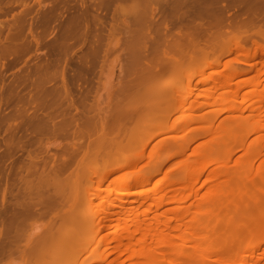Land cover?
Here are the masks:
<instances>
[{"label":"rangeland","instance_id":"obj_1","mask_svg":"<svg viewBox=\"0 0 264 264\" xmlns=\"http://www.w3.org/2000/svg\"><path fill=\"white\" fill-rule=\"evenodd\" d=\"M60 1L62 3V1H64V0H17V1L16 0H0V3L2 4V5H0V10H1V12H0V17H1L0 18V25L2 27L4 26L3 28L0 26V29H1V31H0V40H2V41H0V43H3V46L6 44L4 46L5 49H4V47L2 45H0V49H2V50H0V54H2L3 50L5 51V52H3V55H0V62H1L0 63V70H1V72H0V79H1L0 80V126H1L0 127V140H1L0 141V163H2V162L4 163L5 162L4 164L3 163L0 164V177H1L0 178V181H1L0 182V186L2 185L0 187L1 188V190H0V205H1L0 209L2 208V203L3 202L6 205L8 203L13 202V197L12 196L14 195V192H12V191L16 190L15 191V193H16L17 189L12 190L13 186L12 187L9 186V185H12L10 183L13 182V181H11V182L9 181V180H12V176L13 175H11V174H12V172L15 173V172L19 171V172H22V173H19V174L23 176L26 173V171L24 170L25 167H23V166L31 164V163H29L30 160H31L29 158V156L33 157V160H35L34 163H37V170H38V169H41V167H43L45 163L47 164V165L45 164L46 166H48V167L50 166V164L52 163V154L54 155L53 151L57 150L55 155L56 156L58 155L57 157H59L61 155V153L63 154L64 152H66V151H64V149H67V151H68V149L71 148L70 143H72V141L70 139H72L73 141L75 139V138L73 139V134H70L71 133L70 131L73 130V127H71L72 130H70L69 129L70 126H69V128L67 127V130L65 131L66 133H68L71 136L70 137L69 135H66L65 132H63L64 130L63 131L57 130L58 127H56V126H58V125H56L55 126L56 128H54L53 125H52V122L50 123L49 122L50 120L48 121L46 119V115L43 114V113L48 110V107H50V106L52 107L53 106L52 107L53 108L52 111H53L54 115H56V119L55 118L54 119L57 121V122H55V120H54V122L55 123H59L61 121L60 118L62 119V117L60 115H62L61 113H63V111H64L63 109L67 107L65 105L67 103H66V101L64 102L65 99L62 97V93L61 94L59 93L62 90V87H59L61 85V83H60V81H61L60 75H61L62 72L65 71L66 72L65 74L68 75V77H69V75H72V73L74 71L79 70V65H78L79 63H77V61L81 59V57H79L80 54H81L82 58H85L83 56H88L87 57L88 60H89V58H92L91 61L96 60V61H94L92 63L91 72H90V70H88L87 72L85 71L86 72L85 76H87V74H88V76H89L88 79H89L90 83H91V81L93 83V84L92 83L90 84L88 79H87V83H86L87 87L84 84V86L86 88H89V93H90V94L88 93L89 97L87 96V98H86L87 101H89V102L85 101L87 103L86 106H85V109H87L89 111L88 114L89 115L93 114V116L94 115L95 116L98 115L96 118H100V119H98L100 123L103 122V121L104 122L105 121L106 122H108V121L110 122V120L113 118V117H110V116L114 115L116 113V111H118L117 108L114 107V106H116L115 104H117L118 109L121 107V106L119 107V104H121L122 105L121 108H123V110L125 109L127 111L128 108L131 109V110L133 108H135V109L132 110L133 113H136V111H137V113L138 112L139 113L138 114L137 113L134 114L136 116H131L133 114L131 113V110H128L131 114L128 113L127 116H129V115L130 116L129 117L126 116V118L124 119L125 121L123 120L124 122H126V124L129 123V125L128 124L127 125L130 127L129 130H131V131H129L127 129V133H129L127 135H129V136H128L127 140L123 141V142H125V145L124 144L122 145L123 147L119 146L120 148H116L114 146L115 144H111L115 140V139L113 140V138H114V136H115L114 134L116 132L114 131V133L112 134L111 131H110V136L112 135L111 136V141L112 140L113 141L112 142L110 141L111 143L108 142V143H110L112 145V146L108 145V147L110 146L109 148H111V150H108V152L111 151V154H113L114 152L118 151V153H116V154L114 153L115 157L118 154L117 155L118 157L115 159V161L119 162V164L123 163V161H124V165L121 164L122 165L121 167L119 165V169H118V167H116L118 165L117 163H116L117 164L116 165V164H114L112 162L113 163V165H112V163L109 162V163H111L109 165L108 160L110 161V159H108L109 155L106 154L107 152L105 154L102 153V152L101 153H102V155L104 154V156L105 155L107 156V159H108L107 163L108 164L105 161H104L105 163L101 161V159H102L101 156H100L101 153H100V151L97 152V150H104V151L106 150L107 151V149H109L108 147L107 148L105 147L107 145L106 141H108L109 134H108L107 140L105 141L106 144L103 142L105 144V146L103 144L101 145L100 142H98V143L101 146H99V144L96 143L98 145V149L95 148L96 152L93 151V149H94L93 146L94 147L97 146L94 141H96L98 139H94V138L98 136V133L93 132L92 134L93 135L95 134L97 136H95V135L92 136V134H91L92 137L89 136L87 138L88 140L85 138L86 141L83 138V142L85 141L86 144H87V142L88 143L93 142V144H94L93 145L92 143H90L91 147H89V148H91L92 150H89V154H91V155H89V157H87V158H86V156L82 157V155H81L82 152H81L80 153L81 156L80 155L78 156V158L80 160H77L79 165H78V163H75L74 166H72L70 168V172H71L72 169H73L72 170L73 173L75 172V174H76V172H79V174H80L81 173L80 172L81 169H82V172H86L87 169H88V171H91L92 174L88 178L92 177V180L88 179L90 181H87V183H85L84 179L86 177H84V179H83L84 180V186H86L88 189L91 188V187L90 188L88 187V186H91L90 184H93V185L96 184L95 181H97V182L101 181L102 182L103 178H107V179H105L106 181L104 180L105 181L104 184H103V182L101 183V185L98 184V186L101 187V188H99V189L97 188V191H95L96 188H94V187L97 186V184L95 186L92 185L93 187L90 189L91 193L89 195V197H90L89 199H92L91 201L94 202V204H96V206H94V211H95V212L93 211L94 214L95 215L99 214L100 217H102L104 215L103 218H102L104 223H101V226H98V227L96 226L95 227L96 229L98 228L97 229L98 231L94 227L91 228V229H86V228L85 229H82V228L75 229L74 228V230H73V228L72 229L70 228L71 230L70 229H68V231L64 230L65 232L63 231V233L65 235H63V233H62V235L64 236L63 238L65 240H64V244L61 245L63 249L59 248L58 247L59 245L58 246L55 245V248H57V249H53L54 245L52 246V244H51V246H52L51 247L49 245L50 243L49 244L47 243L49 241H47L46 242V245H47L46 249H48V245H49V249H50V247H51V249L50 250L48 249L47 251H45V249H44L42 252H39L42 255V257H43L44 254L48 255V256H56V254H60L62 257H59L60 255H57L58 259H59L57 261H58L59 264H71V263L73 264L74 259H72V258L73 257H78V256H80V257H79V259L77 258L78 261L76 263L74 262L75 264H132V263L133 264H142L141 263L142 260H140L141 258L139 259L140 256L138 255L139 251L135 252V249L139 248L138 245L134 243V241L136 239H131V241L130 240L128 241V242H130L129 244L132 247H130L129 244H128V247H130V249H129L130 251H128L127 250L128 248H126L125 250H127V252H124L125 250H123L122 248L127 243L125 239L121 238L122 240L121 239L118 240L117 238L116 239L112 238L113 240L111 241V239L109 237L110 235H108V237H107V236H104V233L106 235L107 234L106 232H110L112 230V228H113V226L111 227L112 223L114 224V222H116V221L120 225H122V226L119 225V227L117 228V230L119 229L118 232L122 234V233H125L127 228H129V229H127L129 231L131 229L133 230L135 228V225H136L135 223L137 221L135 222L134 220L141 219L142 217H144L145 219L149 218V219H146V220H150V219H152V217L154 218L155 215H157V214H159V215L162 214L161 217H162L163 222H164V219L170 218L169 220H165V222H167V225H166V223H162L161 227H163V229H167L169 231H173L174 234L172 235V240H173V246H174L175 249L178 248L179 244L186 243V247L185 248H189V249L190 248L191 249L194 248L196 253H198L200 250H201V253L203 251H205V252L208 251V250L211 251L213 245H212V240H210V239H213V238L212 237L210 238V234H211L210 231L212 230V227H213L212 225L213 224L212 225H210V224L214 220L215 221L216 220L219 221V222H217V226L219 224L221 225L220 227H222V229L221 228H219V229L222 231V232L220 231L221 233H224V235L227 232H229L227 234H230V233L231 234H234V233L239 234V231L241 233V231H242L241 228L242 227H240V226H242V225H240L239 223L242 224L243 223L242 221L243 220L245 221V219L247 221L248 217L251 216V210L255 209L256 213L258 211H263L264 210V199H263V201H261V203L259 205H256V208H254L255 207V203H251L252 205L250 204L248 206V208H247L246 203H244V202L241 203V201L240 202L237 201L236 204H234V202H233V204L231 205L232 202H230L231 201V199H230V201H228V203H230L229 204L230 208L228 207V204H227V207H228L227 209H226L225 205H224L225 207L224 206L222 207V204H221L220 205L221 207L220 206L215 207V209H214L215 211L213 210L214 211L213 214H211V215L207 214V215H210L209 217L204 216L206 218L203 217L204 219L200 220V221H197V220H195L193 218L196 215H198L200 213H203L204 208H205L204 202L206 201L204 198H205V196L208 195L207 192H208L209 188H211V186L213 188H215L218 185L217 187H219L226 180L230 181L228 178H230V177L233 178L234 176H231V175L235 171L237 172V169H238V172H239L240 167L244 168V166H246L244 168V170H247V167H248V170H249V167H250V169H252L253 174H255L254 172H256L261 165L264 166V149H263L264 146H262V148L259 150V152L261 153V154L259 153L260 155H255L256 154L255 150H254V152H252V149H253L254 145L256 144V142H257L256 138L258 137V139H259L260 138V134H261V136H263L262 134L264 133V129H263L264 127L263 128L261 127L263 130L259 131L260 130L259 129L258 130L259 132H256V131L250 132L248 130V127L245 124L244 125H240V127H238V129L236 130L237 133L242 135V139L239 142H236V140H234V141L232 140L238 134L236 136H234L233 133L230 134L231 132L229 131V127H228L230 125V123H233L235 118H237L238 116H239L238 118H240L241 121L244 120L245 123H246V121H250V123H251V121L254 122L256 120H259L262 123L264 122V107L261 104H259V105H258V103L256 104V102H253V103H255V106H253V104L251 105L252 100H250L249 97H247L248 96L247 95V93H248L247 91H250L251 89H254L256 87L257 81L259 83V85L257 83V85H258L257 87L258 88L260 87L259 88L260 90L263 88V86H264L263 85V83H264V78H263L264 74H260L258 76L257 72L256 71H252L250 68H248V66L246 67L244 65L245 66L244 67L242 64L241 65L240 64H236V62L233 64V62H234L233 59H231V61H233V62H230L232 65H230L229 62H227L230 58H234L235 59L237 57L236 59H240L239 57H241V55L244 56V57L243 56L241 57L242 59H244V58H246L245 56H247L248 52H249L248 55H250V57H251V55H253L252 54V52H253L252 43L250 44L249 41L246 42V43L244 42L245 45L244 44L242 45V46H244L243 48L239 47L240 49H242V50H240L239 48L236 47L235 41H237V40L235 38L234 30H233V32L231 31V33L229 31V34H227L228 33V31H227V33L226 32L224 33V35H223L224 37H222L221 40L219 39L220 42H218V43L221 44V46H223V45L225 46V47L224 46L222 47L226 51V52H224V50H223V52L225 54L222 53L223 55H221V52H220V54L217 53L218 55L217 54L214 55L217 52L214 49V51H216L215 53L214 52L212 53L213 50L211 52L208 51L207 54L205 53V56L207 55L208 57L206 56V57L203 58L202 54H201L202 57H201L200 54H198L199 56L197 55L196 56L197 58H193V57H191V55L193 53H189L190 56L189 57L186 56L185 60L182 61V64H181V62H179L180 61L178 59L179 54H177L178 56H175V58L178 60L179 65H178V62H177V63H174L175 66L173 67L174 70L177 69L176 71L172 70L173 69L172 67H171L172 69L170 68L172 71H170V69L167 68V67H165L164 70L165 69L166 70L163 71V69H162L163 66H162L161 69H160V71L162 73L160 71H159L160 73H158V72L156 73L157 74L156 78H159V79H156V78H153V77L151 79V77L147 76L146 80H150L149 83H147L146 80L143 79L144 81H142V79H141L140 81H142L141 82L142 84L141 83H140L141 85L138 84V81H137V84L139 85L138 86L139 89H136V87H135L136 86L135 85L136 84L135 76H137L139 79L141 78V77L138 76L139 74L137 75L138 72H137L136 69H137L138 66L136 67V65L138 64L137 63L138 62L137 59H139V57H141V56H139L140 54H138V58H137V57H135V55L137 53H141V55L144 53L143 52L144 51L143 48L142 49H139V48H141L140 46H143L144 43H145V38L142 39V37H141V39H140V37H138V38H136V37H137L138 34H141L140 36H142V33H144L143 36H145V34H146L145 32H147V31H145L146 27L144 26L145 23L143 22V20L141 19L142 22L144 23V25L140 26V24L137 23L140 20L139 17H138V19H134V17L136 18V14L139 15L142 12H144L145 10H149V8H147V7L150 5V3H151L150 6H153V5L157 6L155 3H157L158 0H155V1H153V0L151 1L150 0V3H148L149 5L147 4V2H149V1H145V0L144 1L143 0H131V1L130 0H126L128 3L125 0H122V2L121 1L118 2L119 0H111V1L110 0H107V1L104 0V2H100L101 0H90V1H92V3L89 2V0H83V4L81 2L82 0H65V2L67 1L66 3L63 2L62 4L61 3L58 4V2H60ZM77 1H78L79 4L77 3ZM97 1H99L100 3H103V4L99 5V2L97 3ZM140 1H141V3H140ZM130 2H132L133 4L131 3L132 4L131 5ZM153 2H154V4H153ZM30 3L35 4V5H32ZM36 3H37V5H36ZM123 3H124V5H121ZM66 4L68 5V7H67ZM69 4H71V5H69ZM117 4H118V6H117ZM127 4H129V5H127ZM73 5L76 6L77 10H75V8L74 9L72 8V7H74ZM90 5L92 7H89ZM106 5H108V6H106ZM120 5H121V7H120ZM25 6H27V7H25ZM69 6L71 8L70 10H69ZM122 6L123 7L126 6V7H124L125 9L126 8H130V6H133V8L131 7L132 9L131 8L130 9H126L125 11H127L128 12L127 13V12L123 11L124 9H123ZM99 7L100 8L103 7L102 8L103 9L102 12H101L102 9H100ZM145 7H146V9H145ZM46 8L47 9L49 8L50 12L48 10H46ZM135 8H136V10H135ZM233 8L234 9H230L229 10L230 14H233L232 12L234 10H236L235 13L241 11V9H240L241 7L240 8L238 7L237 9H236V7H233ZM121 9H123V10H121ZM238 9H240V10L237 11ZM29 10H32V11L30 12ZM45 10H46V12L47 11L48 12L46 13ZM67 10L70 11V13H68ZM82 11L84 12L83 15H81ZM121 11H122V13H121ZM44 12L46 13V15H45ZM156 12H157V10L155 11V14H156ZM41 13H43L44 15L41 14ZM72 13H74V16H73ZM77 13H79L81 16H85V17H87V15H88V17H87V19L84 17L83 19L80 20L79 23H77L79 21L78 19L82 18V17H79V14H77ZM144 13H146V12H144ZM47 14H49V15H47ZM68 14L70 15V18L73 17V19L71 18L72 21L74 20L73 22H71V24L69 22L70 18H69ZM111 14H113V15H111ZM115 14H116V16H115ZM117 14H119V15H117ZM13 15H15V16H13ZM53 15H54V17H52ZM75 15H76V17L78 19L75 17ZM110 15L114 16L115 19H112V17H110ZM44 16H46V17H44ZM95 16H97V17H95ZM66 17L69 19V21H67V20L65 21V19H67ZM130 17H131V19H130ZM5 18H7L8 20H5ZM2 19H3V21H2ZM42 19L44 20V24H43V20ZM57 19H59V20L57 21ZM84 19L86 21L89 20V22H86V21L83 22L82 20H84ZM94 19L97 22H94L95 21ZM59 21H61V22H59ZM119 21H121V22H119ZM81 22H82V24H81ZM142 22L140 21L141 24H142ZM84 23H85V25H84ZM86 23H87V25H86ZM114 23H116V24H114ZM132 23H133V27H132ZM134 23H135V25L137 23V26H140L142 28L145 27V29H142L145 32H140L141 28L140 27L138 28L137 26H135ZM20 24L22 25V27H21ZM40 24H41V26H40ZM94 24H96V25H94ZM113 25H114V27H113ZM16 26H19V27H16ZM69 26H71V27H69ZM72 26H75V27L73 28ZM125 26L126 27H130L131 26L130 27L131 29L130 28L129 29L125 28ZM8 27H10V28H8ZM77 27H78V30H77ZM94 27H96V28H94ZM119 27H120V29H119ZM19 28H20V30H19ZM63 28L64 29L65 28L66 29H70V28L75 29V30L72 29L73 30L71 32L72 35L71 34L69 35L70 39L67 37L68 35H65L66 33H64L65 30ZM15 29H17V31ZM111 29H113V30H111ZM137 29H139V30H137ZM22 30H24V31H22ZM44 30H45V32H43ZM85 30L86 31L89 30V31L86 32ZM122 30H123V32L125 30V32L123 33ZM127 30L129 32H130V30L132 32L135 30V32H134V34H132V32L128 33ZM7 31L9 32L8 35L14 34V35H18V36H14V38H12L13 36L11 37V35H10V37H9L7 35ZM111 31H113V32H111ZM126 31H127L128 34H130L129 36H131V37H132V35L134 36L136 32H138V34L135 36V38L132 37L136 41L134 40V42H133V39L131 37L129 38V36L126 33ZM19 32L24 33V35L19 33ZM93 32L96 34L97 37H95V34ZM98 32H99L100 36L98 35ZM45 33H47L48 35L45 34ZM110 33L113 34L114 36L111 35ZM40 34H42L43 38L40 36ZM78 34H79V36L82 35V36H80L81 38L78 36ZM27 35H30V36H27ZM83 35H84V37H83ZM61 36H64V37L60 39ZM85 36H86V38H85ZM107 36H109V37H107ZM237 36H238V34H237ZM254 37H255L257 42L259 41L258 43H263L264 44V42H262V38H259V36L257 38H256V36H254ZM10 38H11V40H10ZM55 38L57 40H55ZM76 38H79L82 42L79 39H78L79 40L78 41ZM82 38H84V40ZM91 38H92V40H91ZM99 38H102V39H99ZM112 38H114V39H112ZM126 38H129L131 40V43H130V41L128 39L127 40L129 42H127ZM13 39H15V40H13ZM27 39H29V40H27ZM41 39L42 40L44 39V40L42 41ZM137 39H139V41H138L139 44L137 42ZM260 39H261V42H260ZM52 40L54 41V43L56 41V44H54ZM14 41H15V43H14ZM59 41H60V43H62L61 45H60V43H58ZM45 42H47V43L45 44ZM89 42H90V44H89ZM91 42H92V44H91ZM135 42L137 44H135ZM141 42H143V44H140ZM11 43H12V45H11ZM24 43H25V45H24ZM82 43H83V45H82ZM126 43H128V45H126ZM16 44H17V46H16ZM220 44H219V46H220ZM10 45L12 47L14 46L15 50H13V48ZM69 45H71V46H69ZM161 45L162 44H158V46H156V48L157 47H162L163 48V46H161ZM7 46H10L11 49L7 50L8 49ZM18 46L20 47V49H19ZM66 46H68L69 48L66 47ZM87 46H89L88 47L89 49L87 48ZM104 46L107 47V48H105ZM127 46H129V48ZM134 46H136V48L138 50L136 48H133L134 49L133 50L132 47H134ZM246 46L248 47V50H247ZM62 47L64 49H62ZM90 47H92V48H90ZM125 47H127V48H125ZM72 48H73V51L70 50ZM130 48H131L132 51H130ZM114 49H116V50H114ZM140 50H143V51H140ZM157 50L160 51L161 48H159V49L157 48ZM8 51H10V52L8 53ZM84 51L85 52L87 51V53L85 54ZM108 51H110V52H108ZM119 51L122 52V53H124L125 51H127V52H125V54H122ZM220 51H221V49H220ZM246 51H247V53H246ZM13 52H14L15 56L12 55ZM65 52H66L67 55L64 54ZM83 52H84L85 55L84 54L82 55ZM133 52L135 53V55H134ZM5 53H7V54H5ZM126 53H128V54L130 53L131 57L134 55L132 57L133 59L131 57H128V56H130V54L128 55ZM210 53H212V54H210ZM88 54H90V55H88ZM104 54H105V56H104ZM219 55H220V57H219ZM6 56H8V57L6 58ZM94 56H96V57L94 58ZM124 56H126L127 58L124 57ZM180 56H182V55L180 54ZM214 56H216L217 59ZM69 57L70 58L72 57V58L70 59ZM75 57H77V58H75ZM99 57L101 59H99ZM199 57H201V58L199 59ZM12 58H14V60ZM67 58L70 59V60H68ZM254 58H256L255 59L256 61L257 60L264 61V54H262V55L260 54L258 56H255ZM10 59H11V61H10ZM56 59H57V61H55ZM62 59H63V61H60ZM102 59L104 61L103 64L101 63ZM125 59H127L128 61H126ZM210 59H211V62H210ZM15 60H17V61H15ZM192 60L193 61L195 60L196 62L195 61L192 62ZM39 61H41V62L38 65L37 63ZM52 61H54V62H52ZM125 61L126 62L131 61V62L125 64ZM207 61L210 62V64H211V65H209L210 67H208V65L206 64ZM10 62H12V63H10ZM17 63H18V65H17ZM134 63L136 65H134ZM222 63H224V64H222ZM225 63H226V66H225ZM36 64H37V67H34V66H36ZM66 64H67V67L69 69L66 66H64ZM128 64H130V66ZM176 64H177L178 68H177ZM180 64H181V66H180ZM9 65H11L12 67H10ZM203 65H204V67H203ZM25 66H29V67H25ZM38 66H40V67H38ZM134 66L136 68L133 71ZM171 66H173V65H171ZM182 66H183V69H180V68H182ZM233 66H234V68H233ZM258 66H260V64H258ZM57 67H59V68H57ZM64 67H66V68H64ZM130 67H131V69L129 70ZM230 67H232V68H230ZM236 67H239V68L235 69ZM37 68H39V69H37ZM55 68L57 70H55ZM95 68H97V69H95ZM45 69H47V70H45ZM74 69H76V70H74ZM126 69H128V70H126ZM179 69L182 70V71H180ZM37 71H39V72H37ZM47 71H49V72H47ZM68 71L70 73H68ZM128 71H129L130 74L128 73ZM177 71H179L180 75L177 74L178 73ZM51 72H53L54 74L51 73ZM58 72H60V73H58ZM135 72H137V73H135ZM26 73H28V74H26ZM22 74L27 75V76H25L23 78L24 75H22ZM162 74L167 76V79H168V83L167 84L166 83L164 85L160 84L161 83L160 79L162 77ZM169 74H170V76H169ZM46 77H47V79L49 78L52 82L49 79L47 80ZM249 77H251V78H249ZM257 77H259V78H257ZM14 78H16V79H14ZM35 78H37V80ZM138 78H137V80H138ZM143 78H146V77H143ZM132 79L134 80V83H135L134 85L135 86H133V84H132ZM153 79L155 80V82H153ZM163 79H164V77H163ZM167 79H166V81H167ZM252 79H254L253 83L255 85L252 83ZM16 80H17V83H16ZM33 80H35V81H33ZM45 80H47V81H45ZM53 80L55 81V83H54ZM4 81H5V83H4ZM27 81H28V83H27ZM31 81H32V83H31ZM40 81H41V84H39ZM42 81H43V83H42ZM48 81H49V83H48ZM58 81H59V83H58ZM145 81H146V83H145ZM8 83H10V84H8ZM24 83H25L26 86L24 85ZM45 83H46V85H45ZM72 83H73V85H71V87L74 90V91L71 90L72 91V95L73 94H74V96L76 95L75 97L74 96L73 97L78 99L79 98L78 96L81 94L79 92L80 91L79 90L80 89L79 85L78 86L75 85L76 82H74V81H72ZM156 83H158V84H156ZM79 84H80V82H79ZM96 84L99 85V86H97ZM130 84H132L131 86L135 87V89H136L135 92H134V90H131V92L129 91L133 95L129 94V92H128V89H131V87L129 86ZM145 84H147V85L150 84L149 85L150 88L147 85L145 86ZM123 85L125 87H123ZM160 85L162 86L161 88L159 87ZM240 85H242V86H240ZM243 85H245V86H243ZM8 86H10V87H8ZM157 86H158V88H157ZM37 87H38V89H37ZM238 87L241 88V89L239 88L240 89V93L238 94L239 96L238 95L234 96L235 93H232V92L235 89L237 90ZM44 88H45V90L49 89L47 92L52 91V93H51L52 95L51 94L48 95L50 97L47 98V95H46L47 92H45ZM55 88H56V90L58 92L57 96H56V91L54 90ZM59 88H61V89H59ZM99 88H100V90H99ZM121 88H123L122 91L125 92L126 94L128 92V96L131 95L128 99L125 98V100H124V96L128 97V96H126L125 93H124V95L122 97L120 96V95L123 94V92L121 91ZM141 88H142V90H141ZM34 89L35 90L37 89V90L35 91ZM58 90H60V91H58ZM124 90H126V91H124ZM138 90H140V91L138 92ZM244 91L247 92L246 95H244V93H245ZM42 92H44L45 94L42 93ZM53 92L55 93V95H54ZM73 92H75V93H73ZM94 93L96 94V96H95ZM120 93H122V94H120ZM12 94H14V95H12ZM36 94H37V96H35ZM117 94H119V96H116ZM134 94H137V95L135 96ZM141 94L143 96L145 95L144 98H143V96L140 97ZM43 95H45L46 97H44ZM7 96H8V98H7ZM33 96H34L35 99L33 98ZM99 96H100L101 101H99L100 100ZM132 96L135 97V99L131 98ZM245 96H246L247 100L245 99ZM3 97H5V98H3ZM30 97H32V98H30ZM51 97H54V99H52ZM118 97L119 98L121 97V98L119 99ZM15 98H17V100ZM45 98H47L46 102L44 101ZM113 98H114V101H113ZM56 99H57V101H56ZM61 99H64V100H61ZM92 99H94V100H92ZM121 99H123L124 101L123 100L119 101ZM168 99L169 100H174L175 102L174 101H170L169 102V104L171 102H174V105L170 106L169 104H166L165 102H167L166 100H168ZM241 99H242V102L244 100V104L242 102H240ZM90 100H91V102H90ZM155 100L157 101V103L155 102ZM164 100H165V102H164ZM176 100H177V102H176ZM254 100H255V98H254ZM116 101H119L120 103L119 102L116 103ZM249 101H250V103H249ZM155 103H156V106H155ZM3 104H4V106H3ZM21 104H23V105L25 104V106H23V105L21 106ZM93 104H95V106ZM14 105L16 107H14ZM112 105H113V107L115 109H113ZM237 105H238V107H237ZM101 106H102V108H101ZM152 106H153V108H152ZM179 106L181 108L180 110L178 109ZM258 106H260V107H258ZM36 107H37L38 111H36V109L33 110V108H36ZM124 107H128V108H124ZM182 107L186 108V109H182ZM231 107H233V108H231ZM241 107H242V109H241ZM20 108H22V109H20ZM58 108H61V109L57 110ZM121 108H120V110H121ZM234 108H236V109H234ZM31 109L34 112H32ZM93 109H94V113H92L93 111H91ZM19 110L23 111L24 113L20 112ZM71 110H72V108H69V111H71ZM111 110H112V112H110ZM182 110H183V112H182ZM17 111H19V112H17ZM26 111H28V112H26ZM88 111H86V112H88ZM71 112L73 113V110ZM32 113H33V115H32ZM57 113H59L60 115H58ZM105 113H107V114H105ZM108 113L109 114L111 113V115L109 116ZM179 113H180V115H179ZM25 114L27 115V117H26ZM10 115H11V118L8 117ZM16 116H18V117H16ZM32 116H33V118H32ZM175 116L179 117V119H177V117H175ZM12 117H16V119L12 118ZM30 117H31V119H29ZM40 117H41V119H40ZM57 117H59V118H57ZM131 117H132V120L129 119ZM149 117L151 118V120H149V121H152V122H148L147 119H149ZM4 118L6 119V121H5ZM8 118H10V120L12 119L13 121H9ZM107 118H108V121L106 120ZM126 119L129 122H127ZM174 119H177V122H173L172 120H174ZM167 120L169 122L172 121V124L169 123V124L165 125V123H167ZM30 121H32V122H30ZM134 121H135L136 125H134ZM136 121L138 123L140 122V125H142V126L139 125L140 126L139 127L138 123ZM20 122H21V124L23 123L22 125L25 124V126H22L20 124ZM109 122H108V124H109ZM2 123L3 124L6 123V124L3 125ZM36 123H37V125H36ZM50 124L52 125V128L54 130L50 127ZM163 124L165 125V127H163ZM26 125L28 127H30V128L27 129ZM33 125L37 126L38 128L37 127H33ZM131 125L134 126L135 128L132 127ZM15 126H16V128H15ZM136 126H138L137 130H136ZM9 127L12 128V131H11V129ZM47 127L48 128L50 127V128L48 129ZM131 127L134 130H132ZM30 129H31V133L29 131ZM63 129H65V128H63ZM138 129H140V130H138ZM34 130L37 131V132H35ZM56 130H57L58 133L56 132ZM32 131H33V133H32ZM54 131L57 134L63 133V136L62 135H58L59 136L58 137L57 134L54 133ZM41 132L43 134L46 133L48 135L45 136ZM50 132H52L53 134L52 133L50 134ZM236 132L234 134H236ZM118 133L121 134L120 132H117L118 136H119ZM130 133L131 134L133 133V134L131 135ZM117 135H116V138H119L120 136L117 137ZM130 135H131V137H130ZM149 135H151L150 137H152V139L150 138L151 141L147 145H145L144 148H141L142 146L138 148V145H137L136 147L139 150L138 149L135 150V148H134L135 146L134 145H136V142L138 143L141 139H142V141H144V139L146 140V138H144V137L145 136L149 137ZM172 135H173V137L171 138ZM48 136H50V137L47 138ZM56 136H57V138H55ZM60 136H62V137H60ZM67 136L70 137V138H67ZM178 136H179V138H178ZM230 136H234V137L231 138ZM5 137H6V139H5ZM51 137H54V138H51ZM24 138H25V140L22 141V139H24ZM164 138H165V140L163 142V146L161 147V146L158 145L159 146V148H158L156 146L157 143H159V141L164 139ZM188 138H190V139H188ZM40 139L42 141H40ZM67 139H69V140H67ZM92 139L94 141H91ZM150 139H148V140H150ZM37 140L39 142H37ZM120 140H121V138L118 139V141H120ZM174 140L176 141V143H174V145H173L172 141H174ZM16 141L19 144H17ZM116 141H117V139H116ZM40 142H41V145H40ZM101 142H102V139H101ZM126 142H127V144H126ZM184 143L187 144V148L183 146ZM21 144L25 145V147L22 146ZM51 144H54V145H51ZM82 144H84V143H82ZM143 144H145V143H143ZM160 144H162V142ZM207 144H208V146L209 145H212V146L207 147ZM42 146H43V148H42ZM225 146L226 147H230L231 146L230 152L228 154L226 153L225 155H223V154L221 155V152L219 153L218 149H219V147H220V149L222 147L224 149ZM38 147H40V148H38ZM65 147H67V148H65ZM99 147L100 148L101 147L102 148L105 147V148L99 149ZM113 147L116 148V149H120V150L113 149ZM204 147H205V149H204ZM210 147H211V149H210ZM212 147H214L215 150ZM216 147H217V150H216ZM8 148L10 149V151H9ZM59 148L62 149V150H60ZM86 148H88V147H86ZM182 148L184 149V151L182 150ZM207 148L209 150H207ZM112 149L116 150V151H113ZM141 150H142V153H141ZM39 151L40 152L43 151V154L41 155V153ZM90 151H93V153L90 152ZM205 151L206 152L212 151V153L208 154ZM37 152H39V153H37ZM136 152H138V153H136ZM97 153L98 154L100 153V154L98 155ZM205 153L209 156V158L207 157V155ZM9 154H11L12 156L11 155L9 156ZM38 154H39V156H38ZM94 154H95V156H94ZM213 154L216 155V156H214ZM3 155H4V157H3ZM212 155H213V157H211ZM111 156L112 155H110V157ZM204 156H206L207 158L204 157ZM7 157H8L9 160L7 159ZM93 157H96V159H93ZM226 157H228V159ZM84 158H86V159H84ZM103 158H106V157H103ZM135 158H136L137 161L135 160ZM46 159H48V160H46ZM92 159H93V162L95 161L94 163L96 165L94 163H92ZM117 159H119V160L123 159V160H121V162H120ZM140 159H141V161H139ZM40 160L44 161V162H42L43 164L41 163ZM162 160L164 161V163H162L163 162ZM211 160H212V162H211ZM100 161L103 163L104 166L100 164ZM132 161L134 163H132ZM219 161H222V162L225 161L224 163L227 166L226 172L228 170L229 171L231 170V172H233V173L229 172V173H231V174H229L230 177L228 176V173L225 175V176H227V178L225 176L222 177V174H218L219 173L218 172V168H216V167H219V165H218V164H220ZM98 162H99V164H97ZM125 162H128V164H125ZM136 162L138 163V165L135 164ZM154 162H156L157 165ZM158 162H159V164H158ZM213 162H215L213 165L206 166V163L208 164V163H213ZM222 162H221V165L224 164ZM152 163H153L154 166L156 165L158 167H159V165H161L160 168L158 169V172H153L154 168H152L153 170L151 171ZM22 164H26V165H22ZM76 164H77L78 167L77 166L75 167ZM203 165L205 166L206 170H205ZM18 167H19V169H18ZM115 167H116L117 171H114ZM207 167H208V169H207ZM97 168L99 169V171H98ZM202 168H204L205 171L202 170ZM220 168H221V171H222L223 167L220 166ZM261 168H259V170H261ZM11 169H13L12 172H11ZM83 169H85V170H83ZM89 169H91V170H89ZM148 169L150 171L146 174L144 182L141 183L140 185L129 186L128 188H127V186L123 185V184H125V185L129 184L134 179V177L142 174L143 171L145 173V171L148 170ZM92 170L94 171V175H93ZM192 170L194 172H192ZM232 170H234V171H232ZM199 171L202 174L198 176L197 174H200ZM212 171H214V172L212 173ZM249 171H251V170H249ZM113 172H115V173H113ZM73 173H72V175H73ZM192 173H194L193 176H192ZM85 174H84V176H87ZM216 174H218V175H216ZM65 175H63V176H65ZM72 175H70V181L74 182L73 179H75L74 178L75 175H74V177ZM147 175H149V176H147ZM79 176H82V178H83L82 173ZM2 178H3V180H1ZM80 179H81V177H80ZM118 179H120L119 180L120 182L118 181V183H120V184H118L117 187H116L115 185H116V182H117ZM173 179L176 180V183H175V185L173 187H170V181L172 182ZM83 180H81V181H83ZM113 181H115V182L113 183ZM228 181L225 182V183L227 184ZM93 182H95V183H93ZM211 182L215 183V184H211ZM217 182H218V184L216 185ZM149 183H150V185H149ZM226 184H225V186H226ZM18 185H19V183H18ZM82 185H83V183H82ZM119 185H121L122 187L126 188V191H125V189L121 190L120 187L118 188ZM213 185H215V186H213ZM6 188H8V190ZM10 188H12V189H10ZM3 189H5L7 192H6L5 199L2 201ZM73 189H74V187L72 188V187L68 186V188H66L67 191H66V193L63 194V196L64 197L68 196V197H71L73 199L72 206H73L74 210H76L78 213H81V214H87V212H86L87 208H86V205H85L86 202H84V200L82 201V199L80 197H79L80 199H78L76 194L73 192L74 191ZM109 189H110V191H109ZM255 189L251 190V193H253L252 191H254V193L256 191V193H257L258 189L257 188H255ZM114 190H115V192L118 191V193H114ZM142 190H144L145 192L147 191V195H149L145 199L144 198H140L141 195L143 194L141 192ZM93 191H94L95 194L93 193ZM138 191H140V192H138ZM105 195H108V196L106 197ZM93 196H96V197H93ZM160 196H161L162 199H160ZM95 198H97V199L95 200ZM157 199L158 200L160 199V201H162V203H161L162 205L160 207H158V208L154 205V203L156 202ZM110 202H111V204H113V207L108 209L105 213L101 212V211H103V207H107V205H104V204H106V203L110 204ZM251 206H253V209H252ZM140 209H143L144 213H146L145 211H147V213L145 215L142 214L143 216H141V214H139V215H137L135 217V215H133V214H138L137 212H139ZM146 209H148V210H146ZM186 209H189L191 213L187 214L186 213ZM96 211L99 212V213L97 214ZM176 216L177 217H181V219L178 220L176 218ZM44 219L45 218L39 219V221H37V223L39 222V224H41L42 227L37 230L36 235L35 234L33 235V240H35L36 238L40 237V235H42V236L45 235L44 232L47 229L46 228L47 224H46L45 220H47L48 222H49V220L47 218L45 220ZM237 219L240 221L239 223H238ZM240 219H242V221ZM85 220H88V219H85ZM175 226L176 227L179 226V228L183 229V231L184 230L187 231V232H185L186 234H184L182 239L174 236V235L178 234L177 232H175V229H174ZM208 226H209V228H208ZM99 227H101V228H99ZM120 227H121V229H120ZM154 227H155V224H154ZM39 230H40V233H38ZM41 232H43V233H41ZM45 233H47V230H46ZM102 235L104 236L105 239L103 238ZM65 236L67 238L70 237L72 239L68 240ZM100 238H101V241H99ZM249 239L250 238H248L246 240L247 242L245 241V244L249 245V246L251 244L253 245V243L255 242L256 238H253V239L251 238L250 240ZM259 239H263V238L260 237ZM103 240H105V241H103ZM124 240H125L126 243L124 242ZM157 240H158L157 238L154 239L150 243V245L152 244V246L154 247L155 246L154 243H156ZM1 241L2 240H1V237H0V243H1ZM131 243H133L135 245H133ZM136 243H137V241H136ZM36 245H37V243H36ZM65 245H66V247L64 248L63 246H65ZM136 247H138V248H136ZM133 248H135V249H133ZM259 249H258L259 251H264V246L259 247ZM132 250L136 254L132 253ZM80 251H83L84 253L81 252L82 253L81 254ZM122 251H123V253H122ZM9 254H8V259H5L6 256L3 257V259H2L3 262L1 261L2 264H16V263H14L15 259H13L14 255L12 253H11V255H9ZM132 254H135V256L132 255ZM195 255H197V254H195ZM207 255H209V256H207ZM232 255H231L230 252L228 253V256L226 255L227 257H229V259L233 258V260L230 261L229 259L226 258L228 261L226 260L225 262H227V263H225V264H231V263L233 264V262H234V264H237L236 261L237 262L239 261L241 263H242V261L243 262L245 261L247 263L250 262L249 264H252L251 263L252 256L251 255L248 256L247 252L238 253V254L233 255V256ZM259 255L260 254H255V256H254L255 259ZM36 256L38 257L39 254L36 253L35 256L32 255V257H30V259L31 258L34 259V257H36ZM48 256H45V257H48ZM129 256H131L130 259H128ZM180 256H178L177 258L178 259L180 258V260L184 258V257L181 258ZM205 256H206L205 260H207L206 262H208V264H221V263L224 264V262H220V256L215 251L214 252L212 251V253L211 252H207V254ZM230 256H232V258ZM244 256H247V257L245 258ZM37 257H36V259H37ZM42 257H40V258H42ZM67 257H71V258H69V260H73V261L71 262V261L68 260L69 262H67ZM241 257H243V259ZM263 257L264 256H262V262L264 260ZM197 258H199V257H197ZM33 259H32V261H33ZM200 259L197 260V261L201 262L202 260L200 261ZM249 259H250V261H249ZM192 260H194L193 263L197 264L196 263V258L191 259V261ZM51 261H52L53 264H58V263H56L57 261L56 262L54 260H51ZM221 261H223V259ZM202 262L204 263V261H202ZM30 263L33 264V262H31V261H30ZM30 263L26 262V261L25 262L22 261L19 264H30ZM37 263L38 264H42L41 261H38ZM182 263H183V261H182ZM182 263L180 261L179 264H182ZM262 264H264V262Z\"/></svg>","mask_w":264,"mask_h":264},{"label":"bare ground","instance_id":"obj_2","mask_svg":"<svg viewBox=\"0 0 264 264\" xmlns=\"http://www.w3.org/2000/svg\"><path fill=\"white\" fill-rule=\"evenodd\" d=\"M17 1V0H16ZM105 1H107V0H105ZM111 1V0H110ZM122 2V0H119L118 2ZM126 1V0H125ZM124 1V2H125ZM131 1V0H130ZM144 1V0H143ZM145 1H149V2H147V4L148 3H150V0H145ZM152 1V0H151ZM153 1H155V0H153ZM11 2V1H10ZM29 2V1H28ZM43 2V1H42ZM63 2H65V0L64 1H62V3ZM67 2V1H66ZM65 2V3H66ZM72 2V1H71ZM82 2V4H83V0L81 1ZM85 2V1H84ZM89 2H91L92 3V1H90L89 0ZM99 1H97V3H98ZM100 2H104V0L102 1H100ZM99 2V5L101 4H103V3H100ZM127 2V1H126ZM133 2V1H132ZM132 2H130V4L132 3ZM138 2V1H137ZM59 3H61V1L60 2H58V4ZM61 3V4H62ZM64 3V4H65ZM69 3V2H68ZM77 3H78V1H77ZM76 3V4H77ZM108 3V2H107ZM116 3V2H115ZM114 3V4H115ZM128 3V2H127ZM140 3H141V1H140ZM12 4V3H11ZM30 4H32V3H30ZM79 4V3H78ZM77 4V5H78ZM120 4V3H119ZM133 4V3H132ZM131 4V5H132ZM135 4V3H134ZM145 4V3H144ZM153 4H154V2H153ZM157 6H150L151 5V3H150V7L148 6L147 8H149V10H145L146 9V7H145V11L144 12H146V13H144V12H142L141 14H139V15H137L136 14V18L134 17V19H138V17H139V21L137 22V23H139L140 24V26H143L144 25V23H145V27H146V30L145 31H147V32H145L144 30H142V29H145V27L144 28H142V27H140V26H137V23H136V25H135V23H134V25L135 26H137L138 28L140 27L141 28V31L140 32H145L146 34H145V36H143V34L144 33H142V36H140L141 34H138V32H136L135 33V35L133 36L132 35V37H134L135 38V36L137 35V37L136 38H138V37H140V39H141V37H142V39L143 38H145V43H144V45L143 46H140L141 48H139V49H142L143 48V50H140V51H143L144 53L141 55V53H137L136 55H135V51L133 52L134 53V55H135V57H137L138 58V54H140L139 56H141V57H139V59H137V65L134 63V65H136V67H137V72H135V73H137V75L139 76V77H141L140 79L137 77V76H135V81H136V84L134 83V78L132 79V84H133V86H135L136 87V89H139L138 88V84H140L142 81H144V80H146L147 79V76L148 77H151V79H152V77L153 78H156V76H157V72L158 73H160L161 71H160V69H161V67H162V69H163V71H165L164 70V68L165 67H167V68H173L175 65H174V63H177L178 62V60L175 58V56H178L177 54H179V57H178V59L180 60L179 62H181V64H182V61H184L185 60V58H186V56H190V54L189 53H193L192 55H191V57H193V58H197L196 56L198 55V54H202L203 55V58L204 57H206L205 56V53L207 54L208 53V51H212V53L214 52H216L214 55H216L217 53L218 54H220V52H221V55H223V54H225L224 52H226L222 47L224 46H221V44L220 43H218V42H220V40L222 39V37H224L223 35H224V33L226 32L227 33V31H228V33L227 34H229V31H230V33H231V31L233 32V30H234V32H235V38H236V40L237 41H235V43H236V47L237 48H243L244 46H242L243 44H244V42L246 43V42H250V44L252 43V47H253V52H252V54L253 55H251V57H250V55H248V53H247V51H246V53H247V56H245L246 58H244V59H242L241 57L243 56V55H241V57H239L240 59H234V58H230L227 62H229V64L230 65H232L230 62H233V64L236 62V64H242L243 66L245 65L246 67L248 66V68H250L252 71H256L257 72V74H258V76L260 75V74H264V61H261V60H255L256 58H254L255 56H258V55H262V54H264V44L263 43H258L257 41H256V39H255V37L254 36H256V38L259 36V38H262V42H264V0H158L157 1V3H155ZM242 4V5H241ZM0 5H2L1 3H0ZM5 5V4H4ZM3 5V6H4ZM28 5V4H27ZM32 5H35V4H32ZM36 5H37V3H36ZM67 5V4H66ZM69 5H71V4H69ZM89 5V4H88ZM109 5V4H108ZM108 5H106V6H108ZM112 5V4H111ZM121 5H124V3L123 4H121ZM121 5H120V7H121ZM126 5V4H125ZM127 5H129V4H127ZM136 5V4H135ZM139 5V4H138ZM16 6V5H15ZM30 6V5H29ZM61 6V5H60ZM64 6V5H63ZM74 6V5H73ZM97 6V5H96ZM117 6H118V4H117ZM116 6V7H117ZM134 6V5H133ZM133 6H130V8L132 7L133 8ZM146 6V5H145ZM243 6V7H242ZM25 7H27V6H25ZM33 7V6H32ZM67 7H68V5H67ZM78 7V6H77ZM86 7V6H85ZM89 7H92L91 5L89 6ZM119 7V8H120ZM123 7V6H122ZM124 7H126V6H124ZM123 7V9H121V10H123V11H125L126 9H130V8H124ZM140 7V6H139ZM233 7H236V9L239 7H241L240 9H241V11H239L240 9H238L237 11H239V12H236L235 13V11L236 10H234L232 13L233 14H230L229 13V10L230 9H234ZM2 8V7H1ZM50 8V7H49ZM49 8L47 9L46 8V10H48L49 12H50V10H49ZM58 8V7H57ZM73 9L75 8V10H77V8H76V6H74V7H72ZM100 8V7H99ZM103 8V7H102ZM102 8H100V9H102ZM115 8V7H114ZM131 8V9H132ZM71 8H70V6H69V10H70ZM79 9V8H78ZM107 9V8H106ZM113 9V8H112ZM111 9V10H112ZM33 10V9H32ZM32 10H29L30 12L32 11ZM46 10H45V12H46ZM80 10V9H79ZM94 10V9H93ZM135 10H136V8H135ZM157 10V12H156V14H155V11ZM44 11V10H43ZM47 11V12H48ZM52 11V10H51ZM68 11V10H67ZM84 11V10H83ZM82 11V14L81 15H83L84 14V12ZM103 11V9L101 10V12ZM105 11V10H104ZM148 11V12H147ZM0 12H1V10H0ZM44 12V13H45ZM46 12V13H47ZM72 12V11H71ZM77 12V11H76ZM75 12V13H76ZM106 12V11H105ZM108 12V11H107ZM112 12V11H111ZM117 12V11H116ZM125 12H127V11H125ZM6 13V12H5ZM17 13V12H16ZM28 13V12H27ZM46 13H45V15H46ZM68 13H70V11H68ZM96 13V12H95ZM109 13V12H108ZM121 13H122V11H121ZM128 13V12H127ZM15 14V13H14ZM18 14V13H17ZM20 14V13H19ZM41 14H43V13H41ZM67 14V13H66ZM73 14V16H74V13H72ZM77 14H79V13H77ZM120 14V13H119ZM119 14H117V15H119ZM124 14V13H123ZM122 14V15H123ZM4 15V14H3ZM21 15V14H20ZM19 15V16H20ZM44 15V14H43ZM47 15H49V14H47ZM69 15V14H68ZM80 14H79V17H82V18H80V19H78L77 17H76V15H75V17L79 20L77 23H79L80 22V20L81 19H83L85 16H81ZM105 15V14H104ZM111 15H113V14H111ZM110 15V17H112V19H115L114 18V16H111ZM13 16H15V15H13ZM12 16V17H13ZM17 16V15H16ZM72 16V15H71ZM78 16V15H77ZM115 16H116V14H115ZM157 16V17H156ZM22 17V16H21ZM44 17H46V16H44ZM48 17V16H47ZM52 17H54V15L52 16ZM65 17V16H64ZM68 17V16H67ZM66 17V18H67ZM87 17H88V15H87ZM87 17H85L86 19H87ZM95 17H97V16H95ZM94 17V18H95ZM121 17V16H120ZM119 17V18H120ZM1 18V17H0ZM14 18V17H13ZM60 18V17H59ZM69 18H70V15H69ZM72 19H73V17H71ZM70 18V21H69V19L67 18V19H65V21L67 20V21H69L70 22V24H71V22H73L72 21V19ZM75 18V19H76ZM101 18V17H100ZM128 18V17H127ZM44 19V18H43ZM42 19V20H43ZM76 19V20H77ZM91 19V18H90ZM121 19V18H120ZM119 19V20H120ZM130 19H131V17H130ZM143 20V22H142V20ZM5 20H8L7 18H5ZM4 20V21H5ZM10 20V19H9ZM12 20V19H11ZM59 19H57V21H58ZM95 20V19H94ZM2 21H3V19H2ZM15 21V20H14ZM62 21V20H61ZM61 21H59V22H61ZM83 22L84 21H86L85 19L84 20H82ZM106 21V20H105ZM137 21V20H136ZM140 21L142 22V24L140 23ZM68 22V23H69ZM86 22H89V20H87ZM94 22H97L96 20L94 21ZM111 22V21H110ZM119 22H121V21H119ZM2 23V22H1ZM7 23V22H6ZM15 23V22H14ZM17 23V22H16ZM46 23V22H45ZM257 23V24H256ZM5 24V23H4ZM3 24V25H4ZM8 24V23H7ZM27 24V23H26ZM43 24H44V20H43ZM62 24V23H61ZM64 24V23H63ZM69 24V25H70ZM81 24H82V22H81ZM80 24V25H81ZM98 24V23H97ZM114 24H116V23H114ZM10 25V24H9ZM17 25V24H16ZM21 25V24H20ZM79 25V26H80ZM84 25H85V23H84ZM86 25H87V23H86ZM94 25H96V24H94ZM107 25V24H106ZM125 25V24H124ZM1 26V25H0ZM13 26V25H12ZM26 26V25H25ZM40 26H41V24H40ZM59 26V25H58ZM63 26V25H62ZM66 26V25H65ZM92 26V25H91ZM2 27V26H1ZM4 27V26H3ZM2 27V28H3ZM11 27V26H10ZM10 27H8V28H10ZM16 27H19V26H16ZM21 27H22V25H21ZM39 27V26H38ZM43 27V26H42ZM68 27V26H67ZM69 27H71V26H69ZM73 28L75 27V26H72ZM84 27V26H83ZM88 27V26H87ZM86 27V28H87ZM93 27V26H92ZM108 27V26H107ZM113 27H114V25H113ZM116 27V26H115ZM121 27V26H120ZM120 27H119V29H120ZM131 27V26H130ZM130 27H126L125 26V28H130ZM132 27H133V23H132ZM15 28V27H14ZM62 28V27H61ZM73 28H70V29H64L65 30V32L64 33H66L65 35H68L67 37L70 39V37H69V35L71 34V32L73 31V30H75V29H73ZM94 28H96V27H94ZM122 28V27H121ZM136 28V27H135ZM24 29V28H23ZM73 29V30H72ZM81 29V28H80ZM107 29V28H106ZM117 29V28H116ZM131 29V28H130ZM16 31H17V29H15ZM19 30H20V28H19ZM27 30V29H26ZM42 30V29H41ZM59 30V29H58ZM61 30V29H60ZM77 30H78V27H77ZM111 30H113V29H111ZM133 30V29H132ZM137 30H139V29H137ZM0 31H1V29H0ZM5 31V30H4ZM10 31V30H9ZM22 31H24V30H22ZM63 31V30H62ZM86 31V30H85ZM89 31V30H88ZM88 31H86V32H88ZM101 31V30H100ZM103 31V30H102ZM117 31V30H116ZM128 31V30H127ZM127 31H126V33H127ZM12 32V31H11ZM15 32V31H14ZM43 32H45V30L43 31ZM42 32V33H43ZM48 32V31H47ZM77 32V31H76ZM92 32V31H91ZM96 32V31H95ZM106 32V31H105ZM109 32V31H108ZM111 32H113V31H111ZM122 32H123V30H122ZM124 32H125V30H124ZM123 32V33H124ZM130 32H132L131 30H130ZM129 31H128V33H130ZM134 32H135V30L132 32V34H134ZM139 32V33H140ZM8 31H7V35H8ZM18 33V32H17ZM19 33H21V32H19ZM32 33V32H31ZM37 33V32H36ZM35 33V34H36ZM52 33V32H51ZM63 33V32H62ZM94 33V32H93ZM116 33V32H115ZM127 33V34H128ZM2 34V33H1ZM4 34V33H3ZM21 34H23L24 35V33H21ZM45 34H47V33H45ZM44 34V35H45ZM80 34V33H79ZM79 34H78V36H79ZM87 34V33H86ZM95 34V33H94ZM111 34V33H110ZM233 34V33H232ZM237 34H238V36H237ZM11 35V37L12 38H14V36H18V35H14V34H10ZM10 35H8L9 37H10ZM43 35V36H44ZM48 35V34H47ZM72 35V34H71ZM74 35V34H73ZM98 35L100 36V34H99V32H98ZM111 35H113V34H111ZM117 35V34H116ZM130 34H128V36H129ZM234 35V34H233ZM27 36H30V35H27ZM37 36V35H36ZM40 36L42 37V34H40ZM80 36H82V35H80ZM79 36V37H80ZM114 36V35H113ZM237 36V37H236ZM7 37V36H6ZM8 37V38H9ZM64 36H61L60 37V39L61 38H63ZM76 37V36H75ZM83 37H84V35H83ZM95 37H97L96 36V34H95ZM107 37H109V36H107ZM106 37V38H107ZM122 37V36H121ZM131 36H129V38H130ZM131 37V38H132ZM254 37V38H253ZM17 38V37H16ZM15 38V39H16ZM19 38V37H18ZM21 38V37H20ZM43 38V37H42ZM45 38V37H44ZM73 38V37H72ZM81 38V37H80ZM85 38H86V36H85ZM105 38V39H106ZM129 38H126V41L127 42H129L130 41V43H131V40L129 39ZM238 38V39H237ZM15 39H13V40H15ZM77 40L79 39V38H76ZM83 40H84V38H82ZM99 39H102V38H99ZM112 39H114V38H112ZM129 41H128V40ZM133 39V38H132ZM220 39V40H219ZM10 40H11V38H10ZM27 40H29V39H27ZM32 40V39H31ZM42 40V39H41ZM44 40V39H43ZM42 40V41H43ZM55 40H57L56 38H55ZM64 40V39H63ZM66 40V39H65ZM75 40V39H74ZM80 40V39H79ZM78 40V41H79ZM86 40V39H85ZM91 40H92V38H91ZM98 40V39H97ZM109 40V39H108ZM134 40L135 39H133V42H134ZM0 41H2V40H0ZM5 41V40H4ZM50 41V40H49ZM53 41V40H52ZM51 41V42H52ZM81 41V40H80ZM123 41V40H122ZM136 41V40H135ZM139 41V39H137V42ZM223 41V40H222ZM232 41V40H231ZM7 42V41H6ZM12 42V41H11ZM63 42V41H62ZM82 42V41H81ZM80 42V43H81ZM144 42V41H143ZM143 42H141L140 44H143ZM225 42V41H224ZM260 42H261V39H260ZM5 43V42H4ZM14 43H15V41H14ZM19 43V42H18ZM17 43V44H18ZM28 43V42H27ZM47 42H45V44H46ZM53 43H54V41H53ZM58 43H60V41L58 42ZM72 43V42H71ZM124 43V42H123ZM122 43V44H123ZM129 43V44H130ZM222 43V42H221ZM10 44V43H9ZM17 44H16V46H17ZM50 44V43H49ZM54 44H56V41H55V43ZM62 43H60V45H61ZM79 44V43H78ZM89 44H90V42H89ZM91 44H92V42H91ZM98 44V43H97ZM109 44V43H108ZM134 44V43H133ZM132 44V45H133ZM135 44H137L136 42H135ZM138 44H139V42H138ZM158 44H162L161 46H163V48L162 47H157L158 49L159 48H161V50L159 51V50H157V48H156V46H158ZM218 44V45H217ZM219 44H220V46H219ZM223 44V43H222ZM0 45H2L3 46V43H0ZM6 45V44H5ZM4 45V46H5ZM11 45H12V43H11ZM10 45V46H11ZM24 45H25V43H24ZM68 45V44H67ZM72 45V44H71ZM71 45H69V46H71ZM75 45V44H74ZM82 45H83V43H82ZM111 45V44H110ZM125 45V44H124ZM126 45H128V43H126ZM131 45V44H130ZM245 45V44H244ZM3 46V47H4ZM10 46H7L8 47V49L7 50H9V49H11V47ZM76 46V45H75ZM103 46V45H102ZM160 46V45H159ZM218 46V47H217ZM19 47V46H18ZM64 47V46H63ZM62 47V49H64ZM66 47H68V46H66ZM89 46H87V48H88ZM105 47V46H104ZM128 48H129V46H127ZM127 47H125V48H127ZM131 47V46H130ZM225 47V46H224ZM247 47V46H246ZM245 47V48H246ZM13 48V50H15L14 48V46L12 47ZM69 48V47H68ZM85 48V47H84ZM90 48H92V47H90ZM105 48H107V47H105ZM113 48V47H112ZM119 48V47H118ZM123 48V47H122ZM133 48H136V46H134V47H132V49ZM187 48V49H186ZM236 48V49H237ZM239 48V49H240ZM4 49H5V47H4ZM18 49V48H17ZM19 49H20V47H19ZM35 49V48H34ZM67 49V48H66ZM89 49V48H88ZM109 49V48H108ZM137 49V48H136ZM214 49L216 50V51H214ZM220 49H221V51H220ZM0 50H2V49H0ZM47 50V49H46ZM59 50V49H58ZM61 50V49H60ZM70 50H72L73 51V48L72 49H70ZM86 50V49H85ZM114 50H116V49H114ZM134 50V49H133ZM138 50V49H137ZM223 50H224V52H223ZM229 50V49H228ZM240 50H242V49H240ZM247 50H248V47H247ZM77 51V50H76ZM106 51V50H105ZM104 51V52H105ZM112 51V50H111ZM118 51V50H117ZM121 51V50H120ZM119 51V52H120ZM128 51V50H127ZM127 51H125V52H127ZM130 51H132L131 50V48H130ZM189 51V52H188ZM3 52H5L4 50H3ZM3 52H2V54H0V55H3ZM10 51H8V53H9ZM16 52V51H15ZM85 52V51H84ZM84 52L82 53V55L84 54ZM90 52V51H89ZM92 52V51H91ZM108 52H110V51H108ZM125 52L124 53H122V52H120V53H122V54H125ZM138 52V51H137ZM186 52V53H185ZM87 53V51L85 52V54ZM95 53V52H94ZM107 53V52H106ZM131 53V52H130ZM129 53V54H130ZM212 53H210V54H212ZM223 53V54H222ZM5 54H7V53H5ZM4 54V55H5ZM12 54V53H11ZM17 54V53H16ZM36 54V53H35ZM44 54V53H43ZM64 54H66V52L64 53ZM69 54V53H68ZM84 54V55H85ZM102 54V53H101ZM126 54H128V53H126ZM128 54V55H129ZM132 54V53H131ZM131 54H130V56H128V57H131ZM180 54L182 55V56H180ZM187 54V55H186ZM189 54V55H188ZM217 54V55H218ZM245 54V53H244ZM12 55H14L15 56V54H14V52H13V54ZM18 55V54H17ZM67 55V54H66ZM71 55V54H70ZM73 55V54H72ZM88 55H90V54H88ZM107 55V54H106ZM133 55V56H134ZM185 55V56H184ZM202 55H201V57H202ZM246 55V54H245ZM19 56V55H18ZM36 56V55H35ZM63 56V55H62ZM104 56H105V54H104ZM103 56V57H104ZM132 56V57H133ZM199 56V55H198ZM3 57V56H2ZM1 57V58H2ZM5 57V56H4ZM8 56H6V58H7ZM79 57H81V59L80 60H78L77 61V63H79L78 65H79V70H77V71H74V70H76V69H74L72 72V75H69V77H68V75H66L65 73V71L64 72H62L61 73V75H60V79H61V81H60V83H61V85L59 86V87H62V90L60 91V90H58V91H60L59 93L61 94L62 93V97L65 99H61V100H64V102L66 101V103L67 104H65L67 107L66 108H64L63 110V113H61L62 115H60L59 113H57L58 115H60L61 117H62V119L60 118V122L59 123H55V122H57L55 119H56V115H54V113H53V106L51 107L50 105V107H48V110L46 111V112H44L43 114H45L46 115V119L51 123L52 122V125H53V127L54 128H56V127H58V129L57 130H61V131H63V132H65L66 130H67V127L69 128V126H70V130H72V128L71 127H73V130L72 131H70L69 133L70 134H73V139H74V141L72 140V139H70L71 141H72V143H70V146H71V148L70 149H68V151H67V149H64V151H66V152H64L63 154L61 153V155L59 156V157H57L56 155H55V153L57 152V150L56 151H53L54 152V155L52 154V163L50 164V166L48 167V166H46L45 164H44V166L43 167H41V169H38L37 170V163H34L35 162V160H33V157H30L29 156V158L31 159L30 160V162L29 163H31V164H29V165H26V164H22V165H26V166H23V167H25V171H26V173L22 176V175H20L19 173H22V172H19V171H17V172H12V170L13 169H11V172H12V174L11 175H13L12 176V180H9L10 182L11 181H13L12 183H10V184H12V185H9V186H13V189L12 188H10V189H12V190H14V189H17V192L15 193V191L16 190H14V191H12V192H14V195L12 196L13 197V202H11V203H8L7 205L6 204H4V202L2 203V208L0 209V237H1V243H0V264H2L1 263V261H2V259H3V257H5L6 256V258L5 259H8V254L9 255H11V253L14 255V258L13 259H15L14 260V263H16V264H19V263H21L22 261H26V262H29L30 263V261L31 262H33V264H36L38 261H41L42 262V264H51L52 263V261L51 260H54L55 262L57 261V260H59L58 259V256L57 255H60V254H56V256H48V255H43V257H42V255L39 253V252H42L44 249H45V251H47L48 249H49V245L51 246V244H52V246L54 247L53 249H57V248H55V245H59L58 247L59 248H61V249H63L62 248V246L61 245H63L64 244V236L63 235H65L64 233H63V231L65 230V231H68V229H72L73 228V230H74V228L75 229H80V228H82V229H91V228H95L96 226L98 227V226H101V223H104L103 222V220H102V218H103V216L102 217H100L99 216V212H97L96 211V213L98 214V215H95L94 214V206H96V204H94V202H92L91 200L92 199H89L90 197H89V195H90V193H91V188L93 187V186H95L96 184H97V186L96 187H94V188H96V190L95 191H97V188L99 189V188H101V187H99L98 186V184L99 185H101V183L103 182V184L105 183V179H107V178H103L102 179V182L100 181V182H97V181H95L96 182V184L95 185H93V184H90L91 186H88L90 189H88L86 186H84V180H85V183H87V181H90V180H88V179H91L92 180V177L91 178H88L92 173H91V171H88V169L86 170V172H82V169H81V173H82V175H83V178H82V176H79L80 174H79V172H76V174H75V172L73 173V169L71 170V172H70V168L72 167V166H74V164L75 163H78V161L77 160H80L79 158H78V156L80 155V153H81V155H82V157H85L86 156V158L87 157H89V155H91V154H89V150H92L91 148H89V147H91V144L90 143H92L93 144V142H90V143H88L87 142V144H86V140H85V138L87 139L89 136H91V134L93 133V132H95V133H98V136L97 135H95V136H97V137H95L94 139H98V140H96V141H94L93 139L91 140V141H94L95 142V144L96 143H98V142H100L101 143V145L103 144L104 146H105V144H106V142H107V145L105 146L106 148L108 147V145H111V144H115L114 146L116 147V148H120V147H123L122 145L124 144L125 145V142H123V141H125V140H127V138H128V136L129 135H127V134H129V133H127V129L129 130L130 129V127L128 126L129 125V123H127L126 124V122H124L125 120V118H126V116L128 115V113L129 114H133V115H131V116H136V115H134V114H136L137 113V111H136V113H133V109H135V108H133L132 110L131 109H129L128 107H124V108H128L127 109V111L124 109L123 110V108H121L122 107V105L121 104H119L120 102L119 101H122L123 99H121V100H119V101H116V103L117 102H119L118 104H119V107L121 108V110H120V108L118 109V107H117V104H115L116 106H114V107H116L117 108V110L118 111H116V113L114 114V115H112V116H110L111 115V113L109 114L108 113V115L110 116V117H113L111 120H110V122L108 121V118L106 119L108 122H109V124H108V122H104L103 120V122H99V120L98 119H100V118H96L97 116H93V114H88L89 113V111L87 110V109H85V106H86V102H89V101H87V96L90 94L89 93V88H86L87 87V85H86V83H87V79L89 78V76H88V74H87V76H85L86 74V72L88 71V70H90V72H91V68H92V63L94 62V61H96V60H94V61H91L92 60V58H89V60L87 59V57L88 56H83V57H85V58H82V56H81V54H80V56ZM96 56H94V58H95ZM102 57V58H103ZM107 57V56H106ZM123 57V56H122ZM124 57H126V56H124ZM131 57V58H132ZM183 57V58H182ZM201 57H199V59L201 58ZM208 57V56H207ZM215 58H216V56H214ZM213 57V58H214ZM219 57H220V55H219ZM244 57V56H243ZM260 57V56H259ZM262 57V56H261ZM59 58V57H58ZM62 58V57H61ZM70 58V57H69ZM72 58V57H71ZM70 58V59H71ZM75 58H77V57H75ZM127 58V57H126ZM254 58V59H253ZM3 59V58H2ZM13 60H14V58H12ZM60 59V58H59ZM68 59V58H67ZM70 59H68V60H70ZM99 59H101L100 57H99ZM98 59V60H99ZM106 59V58H105ZM133 59V58H132ZM183 59V60H182ZM217 59V58H216ZM231 59H233V61H231ZM21 60V59H20ZM53 60V59H52ZM73 60V59H72ZM126 61H128L127 59H125ZM131 60V59H130ZM189 60V59H188ZM219 60V59H218ZM10 61H11V59H10ZM15 61H17V60H15ZM29 61V60H28ZM55 61H57V59L55 60ZM60 61H63V59L62 60H60ZM74 61V60H73ZM100 61V60H99ZM125 61V64H127V63H129V62H131V61H129V62H126ZM135 61V60H134ZM133 61V62H134ZM195 61V60H194ZM193 60H192V62H194ZM226 61V60H225ZM224 61V62H225ZM40 62L41 61H39L37 64L39 65L40 64ZM52 62H54V61H52ZM132 62V63H133ZM136 62V61H135ZM179 62H178V65H179ZM196 62V61H195ZM210 62H211V59H210ZM210 62L209 61H207L206 62V64L208 65V67H210L209 65H211L210 64ZM216 62V61H215ZM214 62V63H215ZM219 62V61H218ZM226 62V63H227ZM1 63V62H0ZM9 63V62H8ZM10 63H12V62H10ZM14 63V62H13ZM28 63V62H27ZM49 63V62H48ZM76 63V62H75ZM102 64L104 63V61H103V59H102V62H101ZM189 63V62H188ZM226 63H225V66H226ZM35 64V63H34ZM37 64H36V66H34V67H37ZM131 64V63H130ZM130 64H128L129 66H130ZM181 64H180V66H181ZM222 64H224V63H222ZM258 64H260V66H258ZM7 65V64H6ZM17 65H18V63H17ZM29 65V64H28ZM45 65V64H44ZM171 65H173V66H171ZM185 65V64H184ZM183 65V66H184ZM217 65V64H216ZM228 65V64H227ZM8 66V65H7ZM10 67H12L11 65H9ZM42 66V65H41ZM46 66V65H45ZM64 66H66L67 67V64L66 65H64ZM101 66V65H100ZM128 66V67H129ZM132 66V65H131ZM176 66H177V64H176ZM183 66H182V68H180V69H183ZM244 66V67H245ZM25 67H29V66H25ZM33 67V66H32ZM38 67H40V66H38ZM56 67V66H55ZM66 67H64V68H66ZM74 67V66H73ZM76 67V66H75ZM97 67V66H96ZM135 66H134V68H133V71L135 70V68H136ZM203 67H204V65H203ZM206 67V66H205ZM228 67V66H227ZM57 68H59V67H57ZM68 68V67H67ZM98 68V67H97ZM97 68H95V69H97ZM171 68V69H172ZM176 68V67H175ZM177 68H178V66H177ZM230 68H232V67H230ZM233 68H234V66H233ZM239 67H236L235 69H238ZM6 69V68H5ZM8 69V68H7ZM31 69V68H30ZM36 69V68H35ZM37 69H39V68H37ZM69 69V68H68ZM131 69V67L129 68V70ZM170 69V71H172V70H174V68L171 70ZM179 69V70H180ZM208 69V68H207ZM27 70V69H26ZM33 70V69H32ZM45 70H47V69H45ZM44 70V71H45ZM55 70H57L56 68H55ZM66 70V69H65ZM126 70H128V69H126ZM177 70V69H176ZM176 70H174V71H176ZM233 70V69H232ZM30 71V70H29ZM86 71V72H85ZM160 71V72H159ZM180 71H182V70H180ZM206 71V70H205ZM223 71V70H222ZM0 72H1V70H0ZM19 72V71H18ZM37 72H39V71H37ZM47 72H49V71H47ZM178 73L177 74H179V71H177ZM221 72V71H220ZM3 73V72H2ZM30 73V72H29ZM51 73H53V72H51ZM58 73H60V72H58ZM68 73H70L69 71H68ZM127 73V72H126ZM128 73H129V71H128ZM134 73V72H133ZM162 73V72H161ZM19 74V73H18ZM26 74H28V73H26ZM35 74V73H34ZM38 74V73H37ZM54 74V73H53ZM130 74V73H129ZM132 74V73H131ZM165 74V73H164ZM253 74V73H252ZM20 75V74H19ZM22 75H24V74H22ZM36 75V74H35ZM56 75V74H55ZM180 75V74H179ZM256 75V74H255ZM21 76V75H20ZM25 76H27V75H24L23 76V78L25 77ZM68 78H67V77ZM93 76V75H92ZM130 76V75H129ZM146 77V78H143V77ZM159 76V75H158ZM169 76H170V74H169ZM252 76V75H251ZM15 77V76H14ZM17 77V76H16ZM138 78V80H137V78ZM160 77V76H159ZM163 77H164V79H163ZM32 78V77H31ZM95 78V77H94ZM169 78V77H168ZM249 78H251V77H249ZM257 78H259V77H257ZM264 78V77H263ZM14 79H16V78H14ZM22 79V78H21ZM36 80H37V78H35ZM45 79V78H44ZM46 79H47V77H46ZM49 79V78H48ZM47 79V80H48ZM142 79V81H140ZM144 79V80H143ZM156 79H159V78H156ZM166 79H167V76L166 75H163L162 74V77H161V85H164L165 83L167 84L168 83V79H167V81H166ZM1 80V79H0ZM11 80V79H10ZM43 80V79H42ZM47 80H45V81H47ZM50 80V79H49ZM91 80V79H90ZM253 80L254 79H252V83H253ZM257 80V79H256ZM255 80V81H256ZM26 81V80H25ZM33 81H35V80H33ZM51 81V80H50ZM54 81V80H53ZM72 81H74V82H76L75 83V85H79V92L81 93L78 97V99H76V98H74L75 96H74V94L72 95V91H74L73 90V88L71 87V85H73V83H72ZM88 81H89V79H88ZM124 81V80H123ZM126 81V80H125ZM137 81H138V84H137ZM147 81V83H149V81L150 80H146ZM146 81H145V83H146ZM152 81V80H151ZM158 81V80H157ZM52 82V81H51ZM79 82H80V84H79ZM153 82H155V80L153 79ZM4 83H5V81H4ZM16 83H17V80H16ZM27 83H28V81H27ZM31 83H32V81H31ZM30 83V84H31ZM42 83H43V81H42ZM48 83H49V81H48ZM54 83H55V81H54ZM58 83H59V81H58ZM89 83H90V81H89ZM91 83H92V81H91ZM90 83V84H91ZM257 83H258V81H257ZM257 83H256V87L254 88V89H251L250 91H244L245 93H244V95H246V93H247V97H249V99L250 100H252V103H251V105L253 104V106H255V103H253V102H256V104L258 103V105L259 104H261L263 107H264V86H263V88L260 90L257 86L259 85V83H258V85H257ZM8 84H10V83H8ZM19 84V83H18ZM17 84V85H18ZM23 84V83H22ZM21 84V85H22ZM39 84H41V81H40V83ZM84 84H85V86H84ZM93 84V83H92ZM132 84H130L129 86L131 87V89H128V92L130 91L131 92V90H134V92H135V87H132L131 85ZM135 84V85H134ZM142 84V83H141ZM140 84V85H141ZM156 84H158V83H156ZM240 84V83H239ZM238 84V85H239ZM254 84V83H253ZM24 85H25V83H24ZM29 85V84H28ZM45 85H46V83H45ZM59 85V84H58ZM74 85V86H75ZM97 85V84H96ZM122 85V84H121ZM120 85V86H121ZM127 85V84H126ZM147 84H145V86H146ZM150 85V84H149ZM149 85H147L149 88H150V86ZM159 86L160 88L162 87V86ZM255 85V84H254ZM263 85H264V83H263ZM26 86V85H25ZM39 86V85H38ZM73 86V87H74ZM90 86V85H89ZM88 86V87H89ZM97 86H99V85H97ZM152 86V85H151ZM240 86H242V85H240ZM243 86H245V85H243ZM8 87H10V86H8ZM32 87V86H31ZM42 87V86H41ZM52 87V86H51ZM123 87H125L124 85H123ZM17 88V87H16ZM25 88V87H24ZM57 88V87H56ZM56 88L54 89L55 91H56V96H57V94H58V92H57V90H56ZM76 88V87H75ZM134 88V89H133ZM146 88V87H145ZM144 88V89H145ZM157 88H158V86H157ZM240 87H238V89L236 90H234L232 93H235L234 94V96H236V95H238L239 93H240V89H239ZM27 89V88H26ZM37 89H38V87H37ZM36 89V90H37ZM59 89H61V88H59ZM77 89V88H76ZM91 89V88H90ZM98 89V88H97ZM122 89L123 88H121V91H122ZM13 90V89H12ZM11 90V91H12ZM35 90V89H34ZM35 90V91H36ZM44 90H45V88H44ZM49 90V89H48ZM48 90H45V92H47ZM72 90V91H71ZM99 90H100V88H99ZM141 90H142V88H141ZM146 90V89H145ZM159 90V89H158ZM162 90V89H161ZM243 90V89H242ZM21 91V90H20ZM98 91V90H97ZM117 91V90H116ZM115 91V92H116ZM124 91H126V90H124ZM140 90H138V92H139ZM13 92V91H12ZM96 92V91H95ZM118 92V91H117ZM123 92V91H122ZM128 92H127V94L125 93V92H123V94L122 93H120V94H122V95H120L121 97L124 95V93L126 94V96H128ZM129 92V94H132V93H130ZM133 92V93H134ZM161 92V91H160ZM6 93V92H5ZM22 93V92H21ZM25 93V92H24ZM36 93V92H35ZM42 93H44V92H42ZM52 93V91H50V92H47V98L48 97H50V96H48V95H50ZM54 93V92H53ZM73 93H75V92H73ZM89 93V94H88ZM99 93V92H98ZM106 93V92H105ZM9 94V93H8ZM45 94V93H44ZM95 94V93H94ZM6 95V94H5ZM10 95V94H9ZM8 95V96H9ZM12 95H14V94H12ZM52 95V94H51ZM54 95H55V93H54ZM53 95V96H54ZM103 95V94H102ZM101 95V96H102ZM133 95V94H132ZM135 96L137 95V94H134ZM243 95V94H242ZM8 96H7V98H8ZM11 96V95H10ZM9 96V97H10ZM27 96V95H26ZM35 96H37V94L35 95ZM44 97H46L45 95H43ZM74 96V97H73ZM93 96V95H92ZM95 96H96V94H95ZM94 96V97H95ZM116 96H119V94H117ZM131 96V95H130ZM130 96H128V97H125L124 96V100H125V98H129ZM141 96H143L142 94L140 95V97ZM145 96V95H144ZM144 96H143V98H144ZM239 96V95H238ZM59 97V96H58ZM89 97V96H88ZM120 97V98H121ZM139 97V96H138ZM3 98H5V97H3ZM2 98V99H3ZM27 98V97H26ZM30 98H32V97H30ZM33 98H34V96H33ZM47 98H45V102H46V100H47ZM52 99H54V97H51ZM61 98V97H60ZM102 98V97H101ZM119 98V97H118ZM119 98V99H120ZM131 98H134L135 99V97H131ZM130 98V99H131ZM242 98V97H241ZM254 98H255V100H254ZM16 100H17V98H15ZM35 99V98H34ZM33 99V100H34ZM90 99V98H89ZM99 99H100V96H99ZM103 99V98H102ZM129 99V100H130ZM137 99V98H136ZM159 99V98H158ZM172 99V98H171ZM245 99L247 100V98H246V96H245ZM7 100V99H6ZM5 100V101H6ZM37 100V99H36ZM43 100V99H42ZM49 100V99H48ZM51 100V99H50ZM92 100H94V99H92ZM118 100V99H117ZM123 100V101H124ZM157 100V99H156ZM155 100V102L157 103V101ZM8 101V100H7ZM10 101V100H9ZM28 101V100H27ZM56 101H57V99H56ZM86 101V102H85ZM99 101H101V99L99 100ZM113 101H114V98H113ZM128 101V100H127ZM167 102H165V100H164V102L166 103V104H169V102L170 101H174V100H166ZM180 101V100H179ZM52 102V101H51ZM90 102H91V100H90ZM175 102V101H174ZM174 102H171L169 105L170 106H172V105H174ZM176 102H177V100H176ZM240 102H242V99H241V101ZM8 103V102H7ZM11 103V102H10ZM15 103V102H14ZM23 103V102H22ZM48 103V102H47ZM57 103V102H56ZM55 103V104H56ZM60 103V102H59ZM122 103V102H121ZM156 103H155V106H156ZM162 103V102H161ZM243 104H244V100H243V102H242ZM249 103H250V101H249ZM51 104V103H50ZM62 104V103H61ZM90 104V103H89ZM104 104V103H103ZM9 105V104H8ZM23 104H21V106H22ZM48 105V104H47ZM52 105V104H51ZM54 105V104H53ZM60 105V104H59ZM94 106H95V104H93ZM178 105V104H177ZM3 106H4V104H3ZM12 106V105H11ZM23 106H25V104L23 105ZM55 106V105H54ZM91 106V105H90ZM89 106V107H90ZM124 106V105H123ZM150 106V105H149ZM154 106V105H153ZM153 106H152V108H153ZM242 106V105H241ZM14 107H16L15 105H14ZM38 107V106H37ZM37 107L36 108H33V110H35L36 109V111H38L37 110ZM57 107V106H56ZM110 107V106H109ZM108 107V108H109ZM112 107H113V105H112ZM113 107V109H115ZM237 107H238V105H237ZM243 107V106H242ZM242 107H241V109H242ZM258 107H260V106H258ZM6 108V107H5ZM10 108V107H9ZM13 108V107H12ZM69 108H72V110H73V113L71 112V111H69ZM94 108V107H93ZM97 108V107H96ZM101 108H102V106H101ZM173 108V107H172ZM231 108H233V107H231ZM252 108V107H251ZM250 108V109H251ZM20 109H22V108H20ZM39 109V108H38ZM55 109V108H54ZM59 109H61V108H58L57 110H59ZM92 109V108H91ZM110 109V108H109ZM179 110L181 109L180 108V106H179V108H178ZM182 109H186V108H183L182 107ZM234 109H236V108H234ZM6 110V109H5ZM24 110V109H23ZM26 110V109H25ZM29 110V109H28ZM32 110V109H31ZM32 110V112H34ZM42 110V109H41ZM67 110V111H66ZM102 110V109H101ZM128 110H131V113L128 111ZM154 110V109H153ZM178 110V111H179ZM14 111V110H13ZM12 111V112H13ZM20 111V110H19ZM19 111H17V112H19ZM35 111V112H36ZM56 111V110H55ZM62 111V110H61ZM86 111H88V112H86ZM91 111H93L92 113H94V109L93 110H91ZM115 111V110H114ZM135 111V110H134ZM151 111V110H150ZM149 111V112H150ZM20 112H23V111H20ZM26 112H28V111H26ZM58 112V111H57ZM110 112H112V110L110 111ZM182 112H183V110H182ZM4 113V112H3ZM24 113V112H23ZM56 113V112H55ZM139 113V112H138ZM137 113V114H138ZM20 114V113H19ZM35 114V113H34ZM39 114V113H38ZM37 114V115H38ZM96 114V113H95ZM105 114H107V113H105ZM113 114V113H112ZM9 115V114H8ZM26 115V114H25ZM24 115V116H25ZM32 115H33V113H32ZM41 115V114H40ZM66 115V116H65ZM179 115H180V113H179ZM178 115V116H179ZM4 116V115H3ZM21 116V115H20ZM23 116V115H22ZM35 116V115H34ZM43 116V115H42ZM103 116V115H102ZM130 116V115H129ZM129 116H127V117H129ZM8 117H10L11 118V115L10 116H8ZM16 117H18V116H16ZM16 117H12V118H15L16 119ZM26 117H27V115H26ZM108 117V116H107ZM138 117V116H137ZM175 117H177V116H175ZM174 117V118H175ZM239 117V116H238ZM235 118V120H234V122L233 123H230V125L228 126L229 127V131L231 132L230 134H232L233 133V135L234 136H236L237 134V136L236 137H234V136H230L231 138H233L232 140L234 141V140H236V142H239V141H241V139H242V135L241 134H239V133H237L236 132V130L238 129V127H240V125H246L247 127H248V130L250 131V132H254V131H256V132H259V131H261V130H263L264 128V122L262 123L261 121H259V120H256V121H251V123H250V121H246V123H245V121L243 122V121H241V119L240 118ZM7 118V117H6ZM10 118H8L9 119V121H13L12 119L10 120ZM22 118V117H21ZM32 118H33V116H32ZM36 118V117H35ZM43 118V117H42ZM55 118V119H54ZM57 118H59V117H57ZM135 118V117H134ZM5 119V118H4ZM7 119V120H8ZM20 119V118H19ZM24 119V118H23ZM29 119H31V117L29 118ZM39 119V118H38ZM40 119H41V117H40ZM44 119V118H43ZM42 119V120H43ZM128 119V118H127ZM126 119V120H127ZM129 119H131L132 120V117L131 118H129ZM177 119H179V117H177ZM177 119H174V120H172L173 122H177ZM33 120V119H32ZM41 120V121H42ZM54 120H55V122H54ZM58 120V119H57ZM105 120V119H104ZM124 120V121H123ZM148 120V122H152V121H149V120H151V118L149 117V119H147ZM153 120V119H152ZM5 121H6V119H5ZM22 121V120H21ZM26 121V120H25ZM36 121V120H35ZM40 121V122H41ZM146 121V120H145ZM172 121L171 122H169L168 120H167V123H165V125L166 124H169V123H171L172 124ZM23 122V121H22ZM30 122H32V121H30ZM127 122H129L128 120H127ZM133 122V121H132ZM137 122V121H136ZM147 122V121H146ZM145 122V123H146ZM147 122V123H148ZM248 122V123H247ZM10 123V122H9ZM29 123V122H28ZM39 123V122H38ZM43 123V122H42ZM41 123V124H42ZM46 123V122H45ZM138 123V122H137ZM250 123V124H249ZM3 124V123H2ZM1 124V125H2ZM4 124H6V123H4ZM3 124V125H4ZM20 124H21V122H20ZM23 124V123H22ZM21 124V125H22ZM30 124V123H29ZM33 124V123H32ZM35 124V123H34ZM40 124V125H41ZM248 124V125H247ZM20 125V126H21ZM36 125H37V123H36ZM52 125L50 124V127L52 128ZM56 125H58V126H56ZM134 125H136V123H135V121H134ZM140 125V122L138 123V126ZM165 125L163 124V127H165ZM13 126V125H12ZM19 126V125H18ZM22 126H25V124L24 125H22ZM21 126V127H22ZM27 126V125H26ZM42 126V125H41ZM56 126V127H55ZM132 126V125H131ZM138 126H136V130H137V128H138ZM140 126H142V125H140ZM139 126V127H140ZM1 127V126H0ZM14 127V126H13ZM33 127H37V126H35V125H33ZM32 127V128H33ZM49 127V128H50ZM62 129H61V128ZM128 127V128H127ZM132 127H134V126H132ZM132 127H131V129H132ZM145 127V126H144ZM168 127V126H167ZM263 129H262V128ZM7 128V127H6ZM10 128V127H9ZM15 128H16V126H15ZM28 128H30V127H28L27 126V129ZM38 128V127H37ZM48 128V127H47ZM48 128V129H49ZM60 128V129H59ZM63 128H65V129H63ZM135 128V127H134ZM11 129V131H12V128H10ZM26 129V130H27ZM34 129V128H33ZM53 129V128H52ZM51 129V130H52ZM260 129V130H259ZM8 130V129H7ZM39 130V129H38ZM54 130V129H53ZM57 130H56V132H57ZM132 130H134V129H132ZM138 130H140V129H138ZM168 130V129H167ZM259 130V131H258ZM10 131V130H9ZM28 131V130H27ZM30 131V133H31V129L29 130ZM35 131V130H34ZM48 131V130H47ZM50 131V130H49ZM110 131H111V133L113 134L114 133V131L116 132L114 135V138H113V142L111 141V136H110ZM129 131H131V130H129ZM128 131V132H129ZM234 131V132H233ZM35 132H37V131H35ZM34 132V133H35ZM53 132V131H52ZM52 132H50V134L52 133ZM55 131H54V133L55 134H57ZM68 132V131H67ZM117 132H120L121 134H119V136L117 135ZM236 132V134H234ZM32 133H33V131H32ZM42 133V132H41ZM49 133V132H48ZM66 133V132H65ZM5 134V133H4ZM16 134V133H15ZM43 134V133H42ZM53 134V133H52ZM108 134H109V138H108V141H106L107 140V137H108ZM131 134V133H130ZM133 134V133H132ZM131 134V135H132ZM32 135V134H31ZM36 135V134H35ZM43 135H48V134H43ZM58 135H62L63 136V133H60V134H57V136ZM66 135H69L68 133H66ZM93 134H92V136H94ZM107 135V136H106ZM116 135H117V137H119V138H121V140L120 141H118V139L119 138H116ZM131 135H130V137H131ZM263 136H261V134H260V138L258 139V137L256 138L257 140V142H256V144L254 145V147H253V149H252V152H254V150L256 151L254 154L255 155H260L261 153L259 152V150L262 148V146H264V133L262 134ZM37 136V135H36ZM54 136V135H53ZM57 136L55 137V138H57ZM62 136H60V137H62ZM70 136V135H69ZM91 136V137H92ZM148 136V135H147ZM147 136H145L144 138H146V140L144 139V141H142V139L137 143L136 142V145H134L135 147V150H137L139 147H141V148H144L145 147V145H147L150 141H151V139H152V137H150L151 135H149V137H147ZM176 136V135H175ZM183 136V135H182ZM13 137V136H12ZM11 137V138H12ZM18 137V136H17ZM50 136H48L47 138H49ZM59 137V136H58ZM71 137V136H70ZM70 137H68L67 136V138H70ZM173 137V135L171 136V138ZM15 138V137H14ZM26 138V137H25ZM25 138L24 139H22V141H24L25 140ZM51 138H54V137H51ZM83 138H84V142H83ZM150 139V140H148V139ZM177 138V137H176ZM178 138H179V136H178ZM181 138V137H180ZM183 138V137H182ZM5 139H6V137H5ZM17 139V138H16ZM20 139V138H19ZM18 139V140H19ZM34 139V138H33ZM62 139V138H61ZM64 139V138H63ZM101 139H102V142H101ZM105 139V140H104ZM116 139H117V141H116ZM187 139V138H186ZM188 139H190V138H188ZM8 140V139H7ZM11 140V139H10ZM9 140V141H10ZM67 140H69V139H67ZM81 140V141H80ZM88 140V139H87ZM164 140H165V138L164 139H162V140H160L159 141V143H157V147L159 148V146H163V142H164ZM1 141V140H0ZM40 141H42L41 139H40ZM106 141V142H105ZM112 143H111V142ZM148 141V142H147ZM8 142V141H7ZM17 142V141H16ZM37 142H39L38 140H37ZM44 142V141H43ZM42 142V143H43ZM84 143V144H82V143ZM105 144H104V143ZM108 142H110V143H108ZM142 142V143H141ZM147 142V143H146ZM162 142V144H160ZM173 142V145H174V143H176V141L174 140V141H172ZM143 143H145V144H143ZM186 143V142H185ZM184 143V147H186L187 148V144H185ZM206 143V142H205ZM14 144V143H13ZM17 144H19L18 142H17ZM16 144V145H17ZM99 144V143H98ZM126 144H127V142H126ZM2 145V144H1ZM7 145V144H6ZM22 145V144H21ZM28 145V144H27ZM40 145H41V142H40ZM51 145H54V144H51ZM68 145V144H67ZM66 145V146H67ZM94 145V144H93ZM92 145V146H93ZM97 145V144H96ZM95 145V146H96ZM100 144H99V146H101ZM138 145V148L136 147ZM159 145V146H158ZM12 146V145H11ZM22 146H24L25 147V145H22ZM112 146V145H111ZM120 146V147H119ZM202 146V145H201ZM209 146H212V145H209ZM208 146V144H207V147H209ZM2 147V146H1ZM5 147V146H4ZM8 147V146H7ZM10 147V146H9ZM18 147V146H17ZM53 147V146H52ZM86 147H88V148H86ZM105 147H103V148H105ZM110 147V146H109ZM108 147V148H109ZM198 147V146H197ZM20 148V147H19ZM28 148V147H27ZM38 148H40V147H38ZM42 148H43V146H42ZM45 148V147H44ZM63 148V147H62ZM65 148H67V147H65ZM93 151L94 152H96V150H95V148H97L98 149V145L96 146V147H94L93 146ZM102 148V147H101ZM100 147H99V149H101ZM102 148V149H103ZM116 148H114L113 147V149H116ZM180 148V147H179ZM214 150H215V148L214 147H212ZM9 149V148H8ZM21 149V148H20ZM60 149V148H59ZM88 149V150H87ZM112 149V150H113ZM157 149V148H156ZM204 149H205V147H204ZM210 149H211V147H210ZM230 149H231V146L230 147H224V149H223V147L220 149V147H219V153L221 152V155L223 154V155H225L226 153L228 154L229 152H230ZM264 149V148H263ZM26 150V149H25ZM30 150V149H29ZM42 150V149H41ZM45 150V149H44ZM43 150V151H44ZM60 150H62V149H60ZM108 150H111V148H109V149H107V151L105 150H97V152L98 151H100V153L102 152V153H106L107 155H109L108 156V159H110V161L107 159V156L105 155L104 156V154L102 155V153L100 154V156H101V161L102 162H106L107 163V160H108V163L109 162H113L114 164H116L117 166L116 167H118V169H119V165H120V167L122 166V165H124V161H123V163H121V164H119V162H117V161H115V159L118 157L117 155H116V157L114 156L116 153H118V151H116V150H120V149H116V150H113V151H116V152H114L113 154H111V151L110 152H108ZM139 150V149H138ZM182 150L184 151V149L182 148ZM181 150V151H182ZM207 150H209L208 148H207ZM216 150H217V147H216ZM9 151H10V149H9ZM8 151V152H9ZM43 151H39L40 153H41V155L43 154ZM93 151H90V152H92L93 153ZM104 151V152H103ZM258 151V152H257ZM262 151V150H261ZM39 152H37V153H39ZM60 152V151H59ZM58 152V153H59ZM206 152V151H205ZM215 152V151H214ZM217 152V153H218ZM2 153V152H1ZM36 153V154H37ZM120 153V152H119ZM136 153H138V152H136ZM141 153H142V150H141ZM151 153V152H150ZM203 153V152H202ZM206 153H212V151H208V152H206ZM205 153V154H206ZM260 153V154H259ZM7 154V153H6ZM98 154V153H97ZM98 154V155H99ZM216 154V153H215ZM11 154H9V156H10ZM80 155V156H81ZM110 155H112L111 157H110ZM140 155V154H139ZM207 155V154H206ZM214 155V154H213ZM213 155L211 156V157H213ZM253 155V154H252ZM6 156V155H5ZM12 156V155H11ZM38 156H39V154H38ZM48 156V155H47ZM94 156H95V154H94ZM97 156V155H96ZM214 156H216V155H214ZM227 156V155H226ZM3 157H4V155H3ZM15 157V156H14ZM103 157H106V158H103ZM142 157V156H141ZM204 157H206V156H204ZM207 157L209 158V156L207 155ZM206 157V158H207ZM44 158V157H43ZM48 158V157H47ZM81 158V157H80ZM86 158H84V159H86ZM92 158V157H91ZM168 158V157H167ZM227 159H228V157H226ZM225 158V159H226ZM7 159H8V157H7ZM17 159V158H16ZM20 159V158H19ZM50 159V158H49ZM93 159H96V157H93ZM93 159H92V163H94L93 162ZM113 159V160H112ZM9 160V159H8ZM26 160V159H25ZM44 160V159H43ZM41 161V163L42 162H44V161ZM46 160H48V159H46ZM99 160V159H98ZM117 160H119V159H117ZM121 160H123V159H121ZM121 160H119L120 162H121ZM125 160V159H124ZM135 160H136V158H135ZM134 160V161H135ZM166 160V159H165ZM39 161V162H40ZM50 161V160H49ZM100 161V164L101 165H103V163ZM128 161V160H127ZM137 161V160H136ZM139 161H141V159L139 160ZM161 161V160H160ZM159 161V162H160ZM163 161V160H162ZM226 161V160H225ZM225 161H219V163L220 164H218L219 165V167H216V168H218V174H222V177H224L227 173H228V176H229V174H231V173H233V172H231V170L229 171H227L226 172V169H227V166H226V164L224 163ZM19 162V161H18ZM97 162V161H96ZM104 162V163H105ZM159 162H158V164H159ZM210 162V161H209ZM211 162H212V160H211ZM221 162L222 163H224L223 165H221ZM3 163V162H2ZM2 163H0V164H2ZM5 163V162H4ZM3 163V164H4ZM107 163V164H108ZM111 163H109V165L111 164ZM113 163H112V165H113ZM132 163H134L133 161H132ZM154 163H156V162H154ZM161 163V162H160ZM162 163H164V161L162 162ZM215 162H213V163H206V166H211V165H213ZM218 163V162H217ZM17 164V163H16ZM43 164V163H42ZM95 164V163H94ZM97 164H99V162L97 163ZM125 164H128V162H125ZM136 165H138V163L136 162L135 163ZM134 164V165H135ZM250 164V163H249ZM19 165V164H18ZM21 165V164H20ZM78 165H79V163H78ZM96 165V164H95ZM111 165V166H112ZM156 165H157V163H156ZM155 165V166H156ZM205 165V164H204ZM203 165V166H204ZM217 165V166H218ZM3 166V165H2ZM77 166V164L75 165V167ZM104 166V165H103ZM107 166V165H106ZM154 165H153V163H152V166H151V171L153 170L152 168H154V170H153V172H158V169L160 168V166L161 165H159V167L158 166H156L155 167ZM202 166V167H203ZM215 166V165H214ZM220 166H222L223 168V170L221 171V168H220ZM20 167V166H19ZM19 167H18V169H19ZM22 167V168H23ZM78 167V166H77ZM116 167H115V169H114V171H117L116 170ZM229 167V166H228ZM246 166H244V168H245ZM262 167V168H261ZM264 166H260L259 168H261V170H259V168H258V170L256 171V172H254L255 174H253V172H252V169H250V167H249V170H251V171H249L248 170V167H247V170H244V168H241L240 167V169H239V172H238V169H237V172L235 171L231 176H234L233 178L232 177H230V178H228L230 181H228V180H226L225 182H227L228 181V183L226 184L225 182V184H226V186H225V184L224 183H222V185H220L219 187H217L218 185V182L216 183V187L215 188H213L212 186H211V188H209V190H208V192H207V196H205V202H204V204H205V208H204V211H203V213H200V214H198V215H196L193 219H195V220H197V221H200V220H203L204 218H206V217H204V216H207V217H209L211 214H213V212L215 211L214 209H215V207H218V206H220L221 204H222V207L225 205L226 206V209L229 207V204L230 203H228V201H230V199H231V201L230 202H232L231 203V205L233 204V202H234V204H236V202L238 201V202H240L241 201V203H246V205H247V208H248V206L251 204V203H255V207L254 208H256V205H259L260 203H261V201H263V199H264V168H263ZM21 168V167H20ZM106 168V167H105ZM114 168V167H113ZM142 168V167H141ZM204 168H205V166H204ZM204 168H202V170H204ZM220 168V169H219ZM8 169V168H7ZM17 169V170H18ZM98 169V168H97ZM143 169V168H142ZM150 169V168H149ZM146 170L145 171V173H144V171L142 172V174H140V175H138V176H136V177H134V179L129 183V184H127V185H125V184H123L124 186H127V188L129 187V186H137V185H140L141 183H143L144 182V180H145V177H146V174L150 171V170ZM201 169V168H200ZM207 169H208V167H207ZM10 170V169H9ZM83 170H85V169H83ZM89 170H91V169H89ZM197 170V169H196ZM205 170H206V168H205ZM204 170V171H205ZM244 170V171H243ZM98 171H99V169H98ZM232 171H234V170H232ZM92 172H93V175H94V171L92 170ZM192 172H194L193 170H192ZM203 172V171H202ZM214 171H212V173H213ZM229 172H231V173H229ZM72 173H73V175H72ZM86 173V174H85ZM112 173V172H111ZM113 173H115V172H113ZM197 173V172H196ZM199 173H200V171H199ZM66 174V175H65ZM84 174L85 175H87V176H84ZM202 173H200V174H197L198 176L199 175H201ZM218 174H216V175H218ZM19 175V176H18ZM63 175H65V176H63ZM70 175H72L73 177H74V175H75V179H73L74 180V182H71L70 181ZM194 175V173H192V176ZM196 175V174H195ZM215 175V174H214ZM213 175V176H214ZM147 176H149V175H147ZM190 176V175H189ZM11 177V176H10ZM80 177H81V179H80ZM84 177H86L85 179H84ZM191 177V176H190ZM226 178H227V176H225ZM257 177V178H256ZM1 178V177H0ZM213 178V177H212ZM216 178V177H215ZM221 178V177H220ZM84 179V180H83ZM1 180H3V178L1 179ZM81 180H83V181H81ZM105 180V181H104ZM120 179H118L117 180V182H116V187H117V185L118 184H120V183H118V181H119ZM213 180V179H212ZM220 180V179H219ZM1 182V181H0ZM95 182H93V183H95ZM115 181H113V183H114ZM120 182V181H119ZM18 183H19V185H18ZM82 183H83V185H82ZM175 183H176V180L175 179H173L172 180V182L170 181V187H173L174 185H175ZM3 184V183H2ZM21 184V185H20ZM211 184H215V183H212L211 182ZM4 185V184H3ZM93 185V186H92ZM148 185V184H147ZM149 185H150V183H149ZM2 186V185H1ZM0 186V187H1ZM68 186L69 187H74V193L76 194V196H77V198L78 199H82V201L84 200V202H86L85 203V205H86V208H87V214H81V213H78L76 210H74V208H73V206H72V202H73V199L71 198V197H64L63 196V194L64 193H66V188H68ZM82 186V187H81ZM154 186V185H153ZM213 186H215V185H213ZM224 186V187H223ZM86 187V188H85ZM121 188V190H123V189H125V191H126V188H124V187H122L121 185H119L118 186V188ZM85 188V189H84ZM255 188H257L258 190H257V193H256V191H255V193H254V191H252L253 193H251V190H254ZM7 190H8V188H6ZM83 189V190H82ZM116 189V188H115ZM0 190H1V188H0ZM102 190V189H101ZM128 190V189H127ZM256 190V189H255ZM10 191V190H9ZM109 191H110V189H109ZM124 191V192H125ZM6 190L5 189H3V192H2V201L5 199V196H6ZM138 192H140V191H138ZM143 194L141 195V197L140 198H146V197H148L149 195H147V191L145 192L144 190H142L141 191ZM10 193V192H9ZM68 193V192H67ZM93 193H94V191H93ZM114 193H118V191L117 192H115V190H114ZM13 194V193H12ZM11 194V195H12ZM95 194V193H94ZM98 194V193H97ZM96 194V195H97ZM261 194V195H260ZM106 197L108 196V195H105ZM80 197V198H79ZM93 197H96V196H93ZM92 197V198H93ZM100 197V196H99ZM102 197V196H101ZM98 198V197H97ZM97 198H95V200L97 199ZM160 199H162L161 198V196H160ZM160 199L158 200H156V202L154 203V205L158 208V207H160L162 204V201H160ZM233 200V201H232ZM9 201V200H8ZM103 201V200H102ZM225 201V202H224ZM227 201V202H226ZM107 202V201H106ZM224 203V204H223ZM98 204V203H97ZM227 204H228V207H227ZM238 204V203H237ZM88 205V206H87ZM104 205H107V207H103V211H101V212H103V213H105L108 209H110L111 207H113V204H111V202H110V204L109 203H106V204H104ZM230 205V206H231ZM252 205V204H251ZM1 206V205H0ZM115 206V205H114ZM224 206V207H225ZM221 207V206H220ZM252 207V209H253V206H251ZM145 208V207H144ZM143 208V209H144ZM230 208V207H229ZM143 209H140V211L139 212H137L138 214H133V215H135V217L137 216V215H139V214H141V216H143V215H145L146 213H147V211H145L146 213H144V210ZM96 210V209H95ZM146 210H148V209H146ZM214 210V211H213ZM94 211V212H93ZM256 210L255 209H253V210H251V216L250 217H248V219H247V221H246V219H245V221L243 220L242 221V219H240L243 223L241 224V223H239L240 221L238 220V223L240 224V225H242V226H240V227H242L241 229H242V231H241V233H240V231H239V234H236V233H234V234H227V233H229V232H227V233H225V235H224V233H221L222 231L219 229V228H221L222 229V227H220L221 225L219 224L218 226H217V222H219L218 220H214V221H212V223L210 224V225H212L213 227H212V230L210 231L211 232V234H210V238L212 237L213 239H210V240H212V250L211 251H203L202 253H201V250L198 252L197 250V252L198 253H196L195 252V249L193 248V249H189V248H185L186 247V243H181V244H179V246H178V248L177 249H175L174 248V246H173V240H172V235L174 234L173 233V231H169V230H167V229H163V227H161L162 226V223H166V225H167V222H165V220H169L170 218H168V219H164V222H163V220H162V217H161V215H159V214H157V215H155V217L153 218L152 217V219H150V220H146V219H149V218H144V217H142L141 219H138V220H134L136 223V225H135V228L132 230H127V229H129V228H127L126 229V231H125V233H119L118 232V230H117V228L119 227V223L116 221V222H114V224L112 223V225H111V227L113 226V228H112V230L110 231V232H106L107 234L105 235V233H104V236H107L108 237V235H110L109 237H110V239H111V241L113 240L112 238H117L118 240H120L121 238L122 239H125L126 240V242H125V240H124V242L126 243V247L125 246H123V250H125L126 248H128L127 250L128 251H130L129 249H130V247H132L129 243L130 242H128L129 240L131 241V239H136L135 241H134V243L135 244H137L138 245V247H136V248H138V249H135V248H133V249H135V252L136 251H139V253H138V255L140 256L139 257V259L140 260H142L141 261V263L142 264H179L180 263V261H181V263H182V261H183V263L182 264H192L193 262H194V260H192L191 261V259H194V258H196V263L197 264H208V262H206L207 260H205V255L207 254V252H211L212 253V251L214 252H216L219 256H220V262H224V264L225 263H227V262H225L227 259H229V257H227L228 256V253L230 252L231 253V255L233 254V255H236V254H238V253H243V252H247L248 253V256H252V261H251V263L252 264H262L263 262H264V260H263V262H262V256H264V251H259L260 249H259V247H262V246H264V210L263 211H258L257 213L255 212ZM100 212V213H101ZM135 213V212H134ZM186 213L187 214H189V213H191L190 212V210L189 209H186ZM94 214V215H93ZM132 214V213H131ZM143 214V215H142ZM203 214V215H202ZM207 214H210V215H207ZM88 215V216H87ZM134 217V216H133ZM204 217V218H203ZM43 218H47L48 220H49V222L47 221V220H45L46 221V224H47V233H45L46 232V230H45V232H44V234L45 235H40V237H38V238H34L35 240H33V235L35 234L36 235V232H37V230L39 229V228H41L42 227V225L41 224H39V222L37 223V221H39V219H43ZM176 218L178 219V220H180L181 219V217H177L176 216ZM85 219H88V220H85ZM105 219V218H104ZM132 220V219H131ZM43 221V220H42ZM44 221V222H45ZM86 221V222H85ZM48 222V223H47ZM221 222V221H220ZM237 222V221H236ZM222 223V222H221ZM133 224V223H132ZM154 224H155V227H154ZM227 224V223H226ZM120 226H122V225H120ZM131 226V225H130ZM176 227V226H175ZM174 227V229H175V232H177L178 234H176V235H174L175 237H178V238H181L182 239V237L184 236V234H186L185 232H187V231H183V229H181V228H179V226H177L176 228ZM211 227V226H210ZM99 228H101V227H99ZM208 228H209V226H208ZM70 229V230H71ZM96 229V228H95ZM98 229V228H97ZM96 229V230H97ZM120 229H121V227H120ZM43 230V229H42ZM50 232H49V231ZM225 230V229H224ZM64 231V232H65ZM98 231V230H97ZM221 231V232H220ZM226 231V230H225ZM120 234H118V233ZM123 232V231H122ZM38 233H40V230H39V232ZM41 233H43V232H41ZM62 233H63V235H62ZM221 233V234H220ZM38 235V234H37ZM212 235V236H211ZM39 236V235H38ZM103 236V235H102ZM104 236H103V238H104ZM66 237V236H65ZM260 237H262L263 239H259ZM67 238V237H66ZM158 239L157 240V242L156 243H154L155 244V246L153 247L152 246V244L150 245V243L154 240V239ZM248 238H256L255 239V242L253 243V245L251 246H249V245H246L245 244V241L248 239ZM68 240H71L72 238H70V237H68L67 238ZM105 239V238H104ZM107 239V238H106ZM121 239V240H122ZM249 239V240H250ZM195 240V239H194ZM47 241H49V242H47ZM99 241H101V238H100V240ZM103 241H105V240H103ZM136 241H137V243H136ZM46 242L49 244L48 245V249H46L47 248V245H46ZM108 242V241H107ZM121 242V241H120ZM247 242V241H246ZM36 243H37V245H36ZM67 243V242H66ZM69 243V242H68ZM128 244H129V246L130 247H128ZM131 244H133V243H131ZM135 244H133V245H135ZM153 244V245H154ZM136 245V246H137ZM38 248H37V247ZM45 246V247H44ZM51 246V247H52ZM56 246V247H57ZM51 247H50V249H51ZM64 248L66 247V245L65 246H63ZM125 247V248H124ZM58 248V249H59ZM49 249V250H50ZM259 249V250H258ZM127 250H125L124 252H127ZM84 251V250H83ZM83 251H80V253L82 252V253H84ZM133 250H132V253H135ZM36 253L37 254H39V258L37 257V259H36V257H34V259L33 258H31L30 259V257H32V255L33 256H35L36 255ZM44 253V252H43ZM81 253V254H82ZM122 253H123V251H122ZM54 254V253H53ZM79 254V253H78ZM80 254V255H81ZM136 254V253H135ZM135 254H132V255H134L135 256ZM195 254H197V255H195ZM255 254H260L259 256H257L256 257V259H255ZM73 255V254H72ZM76 255V254H75ZM131 255V256H132ZM181 255V256H180ZM227 255V256H226ZM232 255V256H233ZM45 256H48V257H45ZM131 256H129V258L128 259H130V257ZM178 256H180L181 258L182 257H184L183 259H181L180 260V258L178 259L177 257ZM195 256V257H194ZM199 257V258H197V257ZM207 256H209V255H207ZM232 256H230L231 258H232ZM241 256V255H240ZM13 257V256H12ZM40 257H42V258H40ZM59 257H62L61 255L59 256ZM72 257V256H71ZM71 257H67V262H69V261H73V260H69V258H71ZM79 257L80 256H78V257H73L72 259H74V261H73V264H75L77 261H78V259H79ZM245 258L247 257V256H244ZM76 258V259H75ZM78 258V259H77ZM201 258V259H200ZM223 259V261H221L222 259ZM227 258V259H226ZM242 259H243V257H241ZM244 258V259H245ZM32 259H33V261H32ZM62 259V258H61ZM200 259V261L202 260V261H204V263L201 261V262H199V261H197V260H199ZM207 259V258H206ZM238 259V258H237ZM250 259H249V261H250ZM263 259H264V257H263ZM69 260V261H68ZM180 260V261H179ZM230 261L231 260H233V258L232 259H229ZM235 260V259H234ZM240 260V259H239ZM5 261V260H4ZM133 261V260H132ZM228 261V260H227ZM3 262V261H2ZM75 262V263H74ZM56 263H58V261L56 262ZM128 263V262H127ZM131 263V262H130ZM236 263L238 264H249V263H247V262H243L242 261V263L241 262H237L236 261ZM31 264V263H30ZM38 264V263H37ZM53 264V263H52ZM59 264V263H58ZM72 264V263H71ZM133 264V263H132ZM193 264H195V263H193ZM222 264V263H221ZM232 264V263H231ZM233 264H234V262H233Z\"/></svg>","mask_w":264,"mask_h":264}]
</instances>
